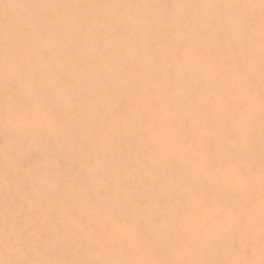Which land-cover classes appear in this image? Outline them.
Wrapping results in <instances>:
<instances>
[{
  "label": "rangeland",
  "instance_id": "1",
  "mask_svg": "<svg viewBox=\"0 0 264 264\" xmlns=\"http://www.w3.org/2000/svg\"><path fill=\"white\" fill-rule=\"evenodd\" d=\"M112 1H113V3L111 2V0L110 1H108V0H0V264H114V263L115 264H143L147 260L149 261V262H147L148 264H154V263L155 264H165V262L167 264H190V263L191 264H234L239 260H243V261L244 260L245 261L252 260L251 264H261L262 262L264 264V256H263L264 255V245H263L264 240L263 239L261 241L259 240V238L261 239V234L264 233V231H262L263 229L261 230V232L259 231L261 228L260 225L264 221V216H263L264 215V212H263L264 211V208H263L264 207V201H263L264 200V192H263L264 191V189H263L264 188V184H263L264 183V162H263L264 161V156H263L264 155V146H263L264 145L263 144L264 138L261 137V139H263L262 143H260L261 140L259 139L260 135H264V123L263 122H262V124L260 123L262 120L264 121V115H263L264 113H262L263 110H261V109L258 111V109H259L258 107H261V104H260V106L258 105V107H256V104L263 102V105L261 108L264 109V98H263L264 93L262 95V93H261L262 90L260 91L261 87H259V84H261V83H259V80H261L262 83L264 82V78H263L264 77V75H263L264 74L263 73L264 68H263V66H261V65H264V64H262V61H261L264 58V54H262V51H257V48H254V47L259 46V44L261 45V47L264 46V45H262V44H264V42H262V41H264V37L262 38L261 37L262 35L260 33V31L264 30V28H263L264 24L261 23L260 21L257 22L258 20H260V19H258V17L260 18L261 14L264 15V7H263L264 2H263V5H262V0H260L261 2H259V4L261 3L260 6L262 5L261 7H263V10L259 6V4L257 3L259 0L256 1L255 7L253 6L254 8H257V9H253L252 5L247 6V7H249L250 10L251 9L252 10L250 11L251 13L249 11H247L244 15L250 13L249 16L251 19L248 17V15H246V16L250 20L246 16L244 18V15H243L242 17L244 18V21L247 19L246 23L243 21V18H241V20L239 21L240 23L244 22L243 24L242 23L241 24H242V26L244 24H246L247 29L245 27L246 25H244V29L242 26H241L242 27L241 29L235 27V31H237L236 29H238L237 32H240V33H237V32L234 33V31L232 30L234 34L237 33L236 35L239 34L241 36V33H242L244 36L242 35L241 37L244 40L246 39V36L249 35V37H247V40H245L244 43H243L244 40L242 41L241 37L238 38V41H239V39H240V41H242L241 43L239 41V43L241 45L242 44L245 45V43L249 44L248 38L251 37L250 42L252 41V43H253L254 39H256V41L258 40L257 43L255 42L256 43L255 46H254V43L252 45L250 43V45H247L246 48L243 45H242V48L241 47L239 48L238 46H241V45L238 44V41L236 42L237 39L234 40L232 38V40H234V44H233L231 38L228 37V39H230L229 42H226L225 39L223 40V38H221V37H224V35L226 36V34L223 35V33L225 32L224 30H226V29L222 30L225 25L223 27L219 26L222 28L221 29L222 35L216 36L217 32H218V34L219 33L221 34V32H219L220 29L218 30L219 27L218 28L214 27V25L216 26L218 24L217 23L213 24V25H207L206 24V27H209V26L212 27L213 26L212 28L213 29L215 28L217 30V32H215L216 31L215 29H214V31H212V28H211V31L209 30L210 28L208 29L209 31L207 30V32L212 33V34L208 33V35L209 34L213 35V37H214L212 39L213 42H215V41H217L218 43L220 42V45H221V47H220V45L216 42L217 46L214 45V48L212 49L214 51L216 50V52H214V51H211V49H210V48H212V46H210V44L213 42L207 41V40H209L206 37L208 35L204 34L203 30L206 29V27L204 29V25H205L204 22L206 23L207 19H211V17H212L211 20L213 23L216 21L218 22V18H216V17H218L216 15L219 13V11L217 10V7L219 8V10L221 8V11H223L222 6L218 5L219 4L218 0H215L218 3V4H215V5H217L216 8L214 7V3H216L214 0H213L214 3L212 2V0H208V1H210V3H213L212 4L213 8H212V6L208 7V5L210 4L208 1L202 0V2H204V3L206 2V4L208 3V5L205 7V9L207 7L214 9L215 14L218 11L217 14L215 15V18L213 17L214 15L213 16L211 15V13L213 14V11L211 9H210L211 13L209 11L211 17L207 18L210 15L207 16V14H206L207 17L202 18L203 16H205L204 13L208 9L205 10L204 7H201V3H202V2L200 3L201 0H196V1L195 0H188V1H194L193 4H192V2H191V4H189L190 7L188 6V4H184L186 2L184 0L185 2L183 3V6H188L189 10H188V7L186 9L185 7L180 5L181 2H183V1L178 2L180 0H167V6L169 5L168 8H166V6L164 8H162V5H160V4H162V3H160V0H157V1L156 0H150V1L148 0L147 9H149L150 12L147 14L143 13L142 6H141L142 11L137 6L138 0L137 1L131 0V2L130 1L128 2V0H125L126 2L124 0H121V1L112 0ZM155 1L157 3H159L160 8H162V9H159V11L162 13L160 14L159 12H157V14H160L162 16L165 14V12H168V14L170 12V14L174 13L175 16L173 15L174 19L172 18V20H171L169 18L168 14L166 13L168 17L166 16L167 20L164 22V20L161 19L162 17L159 15V18L161 19L162 22H161V24H159L160 26H158V28H157V26L152 27L154 29L151 28V30H152L151 31L150 30L151 24L149 27L147 20L151 19V13H153L155 9L156 10L158 9V8H156V4H155L156 2ZM168 1L170 3L174 2L173 7H172V4H170ZM175 1L180 3L179 5L181 7V8L177 7L179 5L176 3L177 4L176 9H178L177 11H175L176 9L174 8V6L176 5ZM219 1H221V0H219ZM224 1H227V0H222L221 1L222 3L221 2L220 3L225 4ZM110 2L112 4H110ZM116 2H118V3H116ZM122 2H124V4L126 3L125 5L128 6V9H125L127 6L125 7V5L122 4ZM141 2L142 1L139 0V6L141 5ZM149 2H151L150 5H149ZM197 2H199V3H197ZM240 2L241 1H238V3H240ZM186 3H188V2H186ZM236 3H237V0H236ZM120 4L123 5L122 6L123 8H121V6L120 7L117 6ZM134 4H136V5H134ZM230 4H231V2H230ZM114 5H115V7H113ZM241 5H244V4L241 3ZM129 6H132V7H129ZM194 6H198V8L195 7L198 10H200V9L205 10L204 12L202 10L203 16H201L202 15L200 12L201 10L199 11L201 14L199 16L200 19L201 20L205 19V21H203L204 25L201 23L202 21L200 23H198L197 20L200 21V19H198V17L196 18L197 24L195 21H192L195 19V17L197 15H199V12H197V15H195V16H194V14H191L192 17L194 16L193 19H191L192 17H190L188 19L187 15H189V13L191 11H192V13L196 12V11L193 12ZM136 7H138V8L135 10ZM182 7L185 8V10H182ZM163 9L165 12L162 11ZM165 9H168L169 11L165 10ZM249 9H247V10H249ZM122 10H124L123 13L121 12ZM125 10L126 11L128 10V11L126 12ZM256 10H262V11H259V13H258V11H256ZM136 11H137V13H136ZM163 12H164V14H163ZM177 12L179 14H176ZM180 12L182 13V15L180 14ZM253 12L255 14H257V15L254 14V16L256 18H254ZM140 13H142V14H140ZM226 13H225V15L227 16L226 19L229 17H230V19L225 20L224 22L227 21L229 26H230L232 15L228 11H226ZM116 14H119V15L122 14V16L120 15L122 18L119 17V15L116 16ZM144 14L147 16L145 17ZM185 14H187V15H185ZM112 15H115V16H112ZM218 15L221 16V18H222L221 20L225 19L224 18L225 16L224 17L222 16V15H224L223 13L218 14ZM117 17H119V18L117 19ZM132 17L135 19H133ZM136 17H139V18L141 17V19H143V18L144 19L141 21H138L139 19H137ZM175 17H177V18L179 17L178 19L182 18V20H184L186 18L184 20V23L187 22L188 27L184 23L181 24V22L175 21V19H177ZM163 18H165V17H163ZM187 19L191 20V22L195 23L193 25V28L191 27V25L193 23H190L191 24L190 25L188 23L189 21ZM213 19L216 21H214ZM254 19H257V21ZM173 20L175 21L174 24L172 23ZM182 20H180V21H182ZM229 20H230V22H229ZM143 21H147V22H144L143 26L141 27ZM167 21L168 22L170 21V22L168 23ZM208 21L210 22V20H208ZM249 21L253 24V26L257 23L258 26H260L262 24V27L260 26V29H259V27L256 25H255L256 28L253 27L252 25L250 26V25H248L250 23ZM253 21L254 22L256 21L255 24L253 23ZM176 22L180 23L181 25H177L178 23H176ZM220 22L222 23L223 21H220ZM220 22H218L219 25L221 24ZM239 22L237 23V27L239 25ZM137 23L140 24L139 25L140 27L138 26ZM163 23H165V24H163ZM199 24H200V26H199ZM201 24L203 25V30L201 29L202 28ZM209 24H212V23L210 22ZM222 24H224V23H222ZM225 24H227V23H225ZM136 25L138 26L139 31L137 30ZM195 25H197L196 26L197 29H195V27H194ZM147 26L149 27V29L147 28ZM180 26H182V28H184V31H185V29L189 28L190 31L189 30L185 31V33L187 32V34H189V35L192 34V36H194L195 35L194 32H195L196 33L195 36H196L197 40H198L197 37H199V39H200V37H202V36L204 39L206 38L207 40L206 39L204 40L202 38V40L200 39V42L198 41L199 42L198 43L195 39H192V36H190V37L188 36L189 37V41H188V39L186 37L187 34H184V35L182 34V32H184V31ZM249 26L251 27V29L252 28L255 29L260 34L258 32H255V30H253V29H252L253 32L251 30H249L248 29ZM142 28L146 29L147 32L143 31L144 29H142ZM155 28L157 31H155ZM198 28H200V30ZM228 28L226 31L230 30V32H231V29H228ZM233 28L234 27H232V29ZM131 29H132V31H131ZM163 29H165L166 31L165 30L163 31ZM191 29L192 30L195 29L196 31L193 30V33H189V32H191ZM180 30H181V34L183 35V36L181 35L182 37H179ZM197 30H199V31H201V33L202 32L203 33L200 34L199 31H197ZM143 32L145 35L142 34ZM152 32H153V34H152L153 36L156 35L155 32H158L157 34L159 36L158 35L156 36V38L158 40H155V43H152V44L147 43L146 40H143V39H146L145 37H147V34L152 33ZM165 32H167V33H165ZM164 33L167 36L168 35L170 36V34L172 36V34L174 33L176 38L177 39L179 38V41L177 39H176L177 40L176 41L175 38H173V40H170L172 38L171 36L170 37L166 36L167 38H165ZM213 33L214 34L216 33V34L214 35ZM227 33H229V31ZM259 35H261V36H259ZM164 38L166 39V41ZM168 38H170L169 41L167 40ZM180 38H183L184 40L182 41V39H180ZM208 38H210V40H211L212 36L211 37L208 36ZM215 38H218V39L216 40ZM252 38H253V40H252ZM142 40H143V42H140ZM203 40L210 42V44H208L207 42H204ZM127 41L129 42L130 45L128 44ZM160 41L163 43H164V41L166 42V43H164L165 46H167L166 49L170 45L169 46L170 50L169 49H168L169 51L165 50L164 49L165 46H163L164 45L163 43H162L163 45L161 47L163 50L161 48H159L161 46ZM171 41H174V42L171 43ZM190 41L193 43L195 42L194 44H197V45L193 46V44ZM201 41L204 42L205 44H208L210 47H208V45H205ZM224 41L226 43L225 47H223V45L225 44ZM126 42H127V44H126ZM136 42H138L137 43L138 45H136ZM168 42H170V43L167 45ZM179 42H181V43L184 42V44L180 45ZM143 43L147 44V46L144 45ZM173 43H175V45H173ZM142 44H143V46H142ZM149 44L153 47L149 46ZM108 45L111 48L106 47ZM125 45H128V47H126ZM131 45L134 47L132 48ZM156 45H158L159 49L156 48ZM141 46L144 48H142ZM200 46H203V47L205 46L204 47L205 49H208V50L210 49L209 51L214 53L213 56H212L213 53H210V55L213 57V61L211 59L212 57L209 56L208 50H207L208 53H205V52H207V51H205L203 53V55H201V53L205 49L202 50L203 47H200ZM227 46L229 47V49H226ZM248 46H249V48H251L252 46H254V47H253V49L252 48L249 49ZM102 47L107 48L108 50L107 49L103 50ZM129 47H130V49L131 48L133 49V51H134L132 53L133 55L128 52V51L132 52L130 49L126 51V49ZM145 47H146V49L148 48L149 53H148V51H146ZM184 47H187L188 50ZM198 47H199V49L197 50ZM206 47H208V48H206ZM139 48L140 49L142 48L141 51ZM182 48H183V50L185 49L186 52L189 51V48H191V51H190L191 53L187 52L188 55L190 54L189 56L191 57V59H192L193 55H194L193 57H196V58H197V56H195V55H197V54H198V57L200 55L203 56L202 57L203 60H200V57L198 58L199 62L201 63L202 61H204L201 64L204 63V65H207V67L203 66V65H202L203 66L202 67L201 64H199L200 65L199 66L197 64V63H199L198 59H196V58L193 59V60H195V59L197 60V63H196V60L193 61V63L191 62L192 64L196 63L195 64L196 66L194 65L195 67H193L194 72H195V73L193 72L194 73L193 74L194 79H192V75L189 72H187L188 70L190 72L193 71L192 69L189 68V67H191V66H189V63H190L189 61H192V60L189 58V56L187 54H185V50H184L183 54H185V56L187 55V57L190 60L185 59L182 53H180V54H182L183 59L180 55H178V52H181L180 50H182ZM160 49H161V51H160ZM178 49H180V50H178ZM224 49H226V50H224ZM262 49H264V48H262ZM152 50L154 51V53L152 52ZM176 50L178 51L177 53L175 52ZM183 50H182V52H183ZM227 50L228 51L230 50V51L228 52ZM237 50H238V52H239V50L242 51L241 54L243 55V57H242L243 60L247 56V53L243 54V50L246 52H248V51L249 52H251V51L256 52L257 51V52L261 53L260 55H263L262 59L257 61L261 65L259 63L255 64L254 62H253V64H255V65H253V64H251V61L249 62L250 63V65H249L248 64L249 60L247 59V58H249V59L251 58L249 56H247L245 58L246 62H243V60H242L243 64L248 65V68H247V66L245 67V65H243L241 63L240 59H238L240 61H236V63H233V62H235L234 57H235V59L240 58L238 56L240 53L237 52L238 53V54L236 53L237 56H236V54H235V56L233 54ZM258 50H260V49H258ZM103 51H105V52H103ZM163 51H164V53L167 52V54H168V52H169V54H172V53L176 54L175 58L177 59V56L179 57V59L181 58L180 60L183 62L182 65L183 64L185 65L186 60H187V64L184 66V68L180 69L179 67H182V65L180 63H178L177 61L175 63L173 54L167 55V57H169V56H172V57L165 59V61H164V59L163 60L160 59V57H162L161 53ZM231 51H232L233 57H230V55H228L229 53H231ZM218 52H220V53H218ZM221 52H223V53L225 52V54H221ZM199 53H200V55H199ZM226 53L228 56L226 55ZM263 53H264V51H263ZM159 54H160V56H159ZM143 55L145 56L144 58L142 57ZM205 55H208L210 58H208V56H205ZM148 56H149V58H148ZM157 56H159L158 59H157ZM222 56L225 57L226 59H223ZM152 57H153V59H152ZM204 57H207V60L209 59V63L211 62L210 64H213V65H210L209 63H207V60H205L206 58H204ZM229 57L231 60L228 59ZM171 58H173V59H171ZM221 58H222V60L218 61ZM168 59H170V61L172 60V62L174 61V63L176 65L174 63L172 64V62L170 64H168L170 62ZM179 59H177V60H179ZM143 60H148V61L142 62ZM158 60H162L164 62H159ZM166 60H167V62H166ZM181 61H179V62H181ZM223 62H224V64H223ZM230 62L233 63V65L231 64V66H234V67H230ZM255 62H256V59H255ZM145 63L150 64V65H146ZM164 63H166V64H164ZM179 64L181 66L177 67ZM235 64H238V65H235ZM144 65L147 67H145ZM151 65H155V66H152L153 71H155L153 74H152L153 71L151 69H150L151 73L148 70V68L151 67ZM174 65H175V67H174ZM187 65L189 67H187ZM197 66H199V68H197ZM251 66H254L255 68L251 67ZM256 66L262 67V69H261L262 73H261L259 80L255 77V73L254 74L249 73V72H251V70L253 73L256 69ZM143 67H145V68H143ZM154 67L157 69L159 68V69L158 70L156 69L157 70L156 71ZM161 67H162V69H161ZM173 67H174V69H173ZM185 67L187 70L186 72L184 71ZM200 67H202V69L205 67L204 68V70H205L204 74H206V75L201 76L202 72H204V71H202V69ZM228 67H230V69ZM250 67L252 69H249ZM178 68L181 71L183 70L185 74H181L183 72H180ZM232 68H233V72L238 71V72H241L244 74L247 73V74H245L246 76L243 77V79H242L243 81H241V79L238 80V78H242V77H241V74H239L240 75L239 76L237 72H235V74H234L235 76L238 75L237 77H234V75H230L229 70L232 71ZM171 69H172V71L174 70V72H172ZM164 70L165 71L167 70L166 74L164 73ZM211 70L213 71V73L212 72H211V74L206 73V72L210 73ZM143 71L144 72L147 71L146 73L148 74V76L151 74L150 77L146 76V74ZM186 73H189L191 78L189 77V74H186ZM248 73H249V75H248ZM157 74L160 75L161 77L157 76ZM180 74L185 76L184 80H183V77L182 78L179 77ZM250 74L253 75V77ZM130 75H131V77H129ZM143 75H145L146 77H144ZM165 75H166V77H165ZM167 75H168V77H167ZM169 75L172 76L173 80H170L172 78ZM173 75L176 78L173 77ZM142 76L146 79L149 78L150 82L145 79L147 81V83L145 82L147 86H149L151 82H154L155 84L160 86L161 85L160 82L162 81V79L164 81L165 78L168 79V83H169V84H166L167 83V81H166L167 79H166L163 82L166 85H164L162 83L165 87L169 86L171 82H172L171 84H173V83L175 84V82H178V84H175L178 87L181 86L182 84L183 85L187 84V87L185 86L186 88L183 86L178 88V89H180V92H183L186 96L181 95L182 93L179 94L180 92L178 91L177 87L174 86V84L170 85V86L171 87L174 86L176 88H174V87L162 88V87H164L162 85L160 86L161 88H159V87L155 86V84L153 83L154 85H152L151 87L155 86V88H157V90H158V88L161 89V90H158V94L162 90H163V93H162L163 95H164V93H168L169 91H170V93H171V91L176 92V90L179 92V93L176 92L178 95H176L175 92H172L171 94L174 96L172 97V95H171L170 97H168L170 100L172 98H173L172 100L177 98L176 101L174 100L175 104H173L174 102L172 100L171 101L173 103L170 102L169 99L167 98V96H169V93L165 94L164 97H163V95L162 96L160 95L161 97L158 98V96H157L158 94H156L157 91H154L153 90L154 88L151 90V88H149L150 86L146 88L144 86L145 84H143V85L141 84L144 87H142L140 85L141 81L144 82V80H143L144 78ZM162 76H164V78ZM216 76L219 78H217ZM249 76L252 79H250ZM152 77L153 78L157 77V80H158V77H160L161 79H159L158 81L157 80L154 81L155 79H153ZM186 77H188L187 78L188 80L185 79ZM200 77H202V78L199 81L198 79ZM215 77H216V79L220 80L221 83L224 82V81H221L224 78V80L226 81L224 83V87L222 86L223 87L222 89H224V90H222L219 87V84H221V83H219V81H218L219 84L217 82H215V81H217L216 79L214 80ZM261 77L263 80L261 79ZM151 78L153 81L150 80ZM210 78H211V80H210ZM234 78H237L235 80V82H233ZM254 78H256L257 81H255ZM175 79H178V80L175 81ZM196 79L198 81H196ZM202 79L203 80H210V81H208V83H207V81L204 82ZM212 79H213V81H212ZM169 80H170V82H169ZM179 80L183 81V83H181V85L179 83ZM244 80H245V83L238 84V83L244 82ZM195 81H196V83H193ZM228 81L229 82L231 81L229 83L230 87H228V83H227ZM158 82L160 85L158 84ZM200 82L207 83L208 85L209 84L211 85V83L215 82L213 85H211L212 89L215 87L214 85L218 84L217 87H219V88H214V90L218 91L219 89H221V91H223V93H225L227 91V90L225 91L226 86H227L226 89H228V88L230 89L231 85L233 86V88L236 87V89L232 88L233 91L232 90L227 91V93L229 92L228 94H230V95L221 93V95H224V96H222L221 100H226V101H222L223 106H220L221 104L220 105L216 104L212 100L215 103V105L213 106V108L215 107L214 108L215 110L219 109L218 105L220 106L221 110L223 107L222 114L219 113L220 110H218V111L213 110L214 114L219 113L216 116H214L213 118L216 117L217 120L223 119L221 121L219 120V122H220L219 124H218V121L216 120V118H215V120L213 119V121H212L211 117H212V115H214L212 113V111H211L212 114L206 115L207 110H209L211 108L208 106L212 101L208 98H212L211 97L212 95H210V94H212V91L210 89L211 88L210 85H209V87H210L209 88L207 86V84H205L210 91L209 90L207 91V89L205 88L206 89L205 92H202L203 94H201L200 92L202 91V89H201L202 87L200 88V84H202V83H200ZM255 82H257L258 85H256ZM189 83L194 85V87L197 86V84H198L199 85L198 87L200 88L201 91L199 92L198 87L194 88ZM226 83H227V85H226ZM249 83L250 84L252 83V85H250ZM188 84L194 89H192ZM253 86L255 87V89L253 88ZM139 87H141L143 89L140 90L141 88L139 89ZM182 87L185 88L187 91L185 89H184L185 91H183ZM188 87H189V90L190 89L193 90V93H195L198 96L200 95L199 96L200 100L196 101L198 98L196 97L195 94H194V97H192V94H190L191 96L189 95L190 98L187 97L188 96L187 93L190 92L188 90ZM203 87H204V85H203ZM237 88H239V89L241 88L240 89L241 91L239 89L237 90ZM250 88L254 89V91H253L254 96H255L254 100L257 103L255 101L251 102L249 97L245 96L246 93L249 92V90H251ZM169 89H171V90H169ZM195 89L199 93L196 92ZM148 90H149V92L150 91L152 92V93L150 92L151 96H150ZM258 90L260 92H258ZM142 91H145V92H142ZM239 91H240V93H239ZM242 91H244V93H242ZM139 92L141 93L140 94L141 97L139 96ZM153 92L154 93L156 92L155 94H156V97L158 99L157 101L159 103L161 102V104H162V101H165L164 104H166V102L168 100L167 106H168V108H170V110H168V108H167V111L168 112L173 111V113H175V114H173V115H175L174 117H177V118L179 117L180 122H178L177 119L175 120V118L171 114L170 115H171L172 119H170L171 117L169 118L167 115V114H169L168 112L166 114H164V112L166 111L165 105H164L163 111H161V112L158 111L157 107H159V105H161V104H158V102L156 103L155 102L156 100H154V99H153L154 102L153 101L151 102V100H150V99L154 98V97H152L153 96L152 94H154ZM232 92H234L233 93L234 96L232 95ZM255 92H257V94ZM262 92H264V91H262ZM144 93L146 96L149 95L148 96V98H150L149 102L147 100V97H142V96H144ZM205 93H206V95H205L206 97L204 96ZM208 93H209L210 97H209ZM155 94H154V96H155ZM136 95H138L139 97H137ZM180 95H181V99H183V100H184V98L186 99V100H184V102H183V100H180V98H178V97H180ZM201 95L203 97H205L204 99L207 98L208 100L207 99L206 100L208 102H209V100L211 102H209V104L207 102H206L207 104L206 103L204 104V102H203L204 100L201 101V99H203L201 97ZM183 96H184V98H183ZM226 98H228L229 101ZM257 98L259 100H257ZM142 99L144 100L143 103L141 101H139ZM190 99L193 100L194 102L196 101L197 103L195 102V104H194V102L190 101ZM213 99H214V97H213ZM137 100L139 102H141V104H143V105L145 102H147V104L145 103L146 106L145 105L143 106L144 110L141 109L142 105L139 102L137 104ZM179 100L181 101V105L183 104L182 105L183 108H181L182 107L181 105L177 104V102ZM185 101L188 103H185ZM248 101H250L249 102L250 105H251V103L255 104L253 106L251 105V108H254V109L257 108L255 110L257 113V116L252 113L255 111H253V110L251 111V109L248 107V104H247ZM150 102L152 103V104H150L151 106H149ZM213 102L211 103L212 105L214 104ZM216 102L220 103V101H216ZM223 102H224L225 106L227 104H229L228 107H230V109H228V107H225L226 108L225 109ZM228 102H230V103H228ZM153 103L154 104L156 103L158 106L156 104H155L156 105L155 106ZM199 103H201V105H198ZM171 104L173 106L177 105L179 108H181V110H179V108L177 106H175V108H173V106ZM202 104L205 105L206 109L204 108V106ZM240 104L242 105L243 109H240V108L236 109V107H238ZM246 104H247V107L244 108V106H246ZM139 105H141V106H139ZM153 105L155 107L154 111L157 110V112H158V113L155 112L158 114V116L156 115L157 116L156 118H158L156 121L151 120L152 119L151 117H153V119H156V118H154L155 114L154 115L152 114L153 111H150V110H153L150 108V107L153 108ZM193 105L197 106V107L202 106L204 111L202 109H200L201 110V112H200V110L197 108L195 110H192V111L193 112H199L201 114L206 111L203 114L208 116L209 120H208V118H206V116L203 117L204 118L203 120H201L202 118L199 119V116L201 114H199V116L197 114V116L193 115V116H190L189 118H187L189 116L188 114L190 113V109H192V108L194 109ZM147 106H149V107H147ZM171 106H172V108H171ZM145 107H147V108H145ZM176 107L178 109H176ZM188 107H190L189 113L187 111ZM239 107H241V106H239ZM162 108H163V106L159 107L160 110H162ZM198 108H200V107H198ZM247 108L249 109L250 112L247 111ZM145 109L147 111H150L151 113L150 112L149 113L153 116H151V115H150L151 117L147 116V113H146L147 111H145ZM184 109H185V113L186 114L188 113L187 114L188 116L185 113H183ZM227 109H228V113H226ZM238 110H240V111H238ZM192 111H191V113L194 114ZM209 113H210V111H209ZM160 114H163V116L166 115L164 117H167L169 119V121H168V119H166V121H168V122H166L164 120L165 118L162 116L160 118V116H159ZM203 114H202V116H203ZM220 114L224 115V118L222 116H220ZM226 114H229V116L227 117ZM235 114H237V115H235ZM250 114H253L254 116L250 115ZM258 114L261 116L259 117ZM183 115H186L184 117H186L187 119H191L190 121H192L193 118H198L199 121L195 120L194 122L193 121L190 122L189 120H187L185 118L183 119ZM239 115H240V117H242V115L243 116L245 115V117H247V118L250 117L252 120H254L253 122H255L256 124L255 123L253 124V122L252 123L249 122V120L250 121H252V120L248 118L247 122H249V124L251 123L249 125L246 122L247 118L244 119V117H242L245 121L243 122L244 124H242V122H241V124H240L241 126L239 127L237 125V123H235L236 121H240V119L238 120ZM147 117L150 118V122H152V125H150L151 124L150 122H149L150 124L148 123ZM159 118H160V120H159ZM162 118H164V119H162ZM225 118H226V120H225ZM182 119H183L184 123H182V121H181ZM206 119L208 120L209 123L206 122ZM231 119H233V120L231 121ZM163 120L166 122L165 125L170 127V129L172 127L171 126L172 122L174 124H176L177 126L172 124L175 127H172L171 131H169L170 129L168 130V128H167L166 129L167 132H164L165 131L164 128H166L165 125L161 127V125L163 123H165V122H163ZM227 120L229 123L227 122ZM158 121H159V123L161 121L163 122V123L161 122L162 124L160 123L159 125H157L155 127V128L161 127V129L163 128L162 129L163 131L162 130L161 131H162V134L164 132V136H161L162 135L161 134L160 135L161 137H159V135L158 136L156 135V134L161 133L160 129H157L159 132L155 131L156 129H153L154 125L158 124L157 123ZM187 121H188V124H187ZM196 121L200 122V123H195ZM201 121H203V122L205 121L204 124H206V125H204V127H209V130L207 128L205 129V131L201 129L200 134H198V136H199V138H198L197 134H195L194 132H196L198 130L197 127L202 123ZM214 121H216V122H214ZM153 122H155L156 124ZM222 122L226 123L227 125L226 124L224 125V123H222ZM245 122L247 123V125ZM147 123L149 124V126L146 125ZM194 123L197 124L198 126L195 127ZM210 123H211V125H210ZM181 124H182V126H181ZM235 124H236V126H238L237 128H240V129L242 128L241 131L243 130L242 131L243 133H244V128H245L246 132L243 134L239 129H237L239 133L237 132V133L233 134V131L235 130ZM179 125L181 127H179ZM201 125H203V124H201ZM146 126H148V129H150L152 127L151 128V129H153L152 132L153 131L154 132L151 133V130H150V132H149V130H146L147 129ZM211 126L215 127V128H213V130L215 132H212V133L213 134L216 133V136L213 134H212V137H211V134L207 135L206 132L213 131L212 128H210ZM253 126H255V127H253ZM192 127L193 128L195 127L197 130L194 131L195 128L193 130ZM201 127H203V126H200V128ZM223 127H224V129L221 130V128H223ZM219 129L222 131V133H224L227 130L225 133V134H227V136L225 134H222L221 132H219ZM231 129H232V131H231ZM176 130H179V131L176 132ZM223 130H225V131H223ZM202 131H204L203 133H205V135L202 133ZM253 131H256V133H259L258 134L259 137L257 139H256L257 135H255V133ZM155 132H156V134H154ZM191 132L194 133L196 137ZM228 132H230L232 134H229ZM234 132H236V131H234ZM149 133H151V137H150L151 139L149 138V135H148ZM166 133L171 134V135L167 136ZM196 133H199V131ZM220 133H221V135H220ZM237 134H240V135L237 136ZM250 134H252V135H250ZM154 135L156 136L157 139L159 137L158 141H163V139H164L163 137H165V135H166L167 139H164V141L171 139L172 141L169 140V142H173V143L170 144L168 141H166V143L163 144V142H164L163 141L161 144H159V142H157L155 140L156 138L155 137L153 138ZM177 135H180V136L177 137ZM192 135L194 136V138H193L194 140L192 139V137H193ZM218 135L222 139H220ZM234 135H236V136H234ZM253 135H255V136L252 137ZM173 136H174V138H173ZM205 136L209 137V139H211L212 142H213V139H212L213 136L215 137L214 139L216 142H217V140H219L218 142H220L222 144V145L220 144L221 149H222V147L225 148V146H226L225 144L228 141L227 144L230 145L229 146L230 149L229 150L228 149L220 150V145L218 143V145H219L218 150L219 151L216 150L217 149L216 146H218L217 143L213 142L215 145V146H213V144L210 143L211 141L209 139H207ZM241 136H243L242 139L245 137L244 142H246L247 140L248 141L253 140V141H251L252 143L250 142L251 147L250 146L246 147L248 141H247V143L244 144L242 142L243 140L242 141L240 140ZM201 137L203 139H201ZM223 137H224V139H223ZM227 137L229 138V140H227L228 139ZM147 138H149V139H147ZM161 138H163V139H161ZM195 138H196V140L198 138L200 140V142L202 141L201 143H202V145H204V147L207 144V142L210 141L209 143L212 144V146L216 148L214 150L216 152L210 151V150H212V148H209V147H212V146L208 143L207 146L210 145L209 147L206 146L207 149L209 148L208 150L204 149V148L201 149L203 146H201V144H199L200 145V152L199 153L203 156V158L206 157V158H204V159H206V162L212 161V162H209L208 165H207V163L205 165V163L203 162V158L199 157L201 155L197 156L201 159L200 161L199 160L197 161V159H195V158H197L196 156H195V158L191 157V156H194L199 151L198 150L199 148L196 149L197 147H199V145L197 144V143H199V140L197 142H194V141H196ZM217 138H219V139H217ZM246 138H248V139H246ZM152 139L157 142L156 144H158L155 146L160 145L158 147V149H156V150H158V152L153 148V147H155L154 146L155 142H153V143L151 142L153 145L150 144V141H153ZM173 139H175V140H173ZM189 139L193 140V142L192 141L189 142ZM236 139H238V140H236ZM147 140H150V141L147 142ZM239 140L244 144V146H242L243 144L239 145V144H241ZM223 141H226V143H224ZM229 141H231V144ZM237 141H239V144ZM232 143H233V145H232ZM162 144H163V147L161 146ZM175 144H177V146H172ZM223 144L225 146H223ZM235 144H236V146L237 145L238 146L236 147ZM151 145L153 147H151ZM164 145L167 146L168 149L169 148H171V149L169 151H168L167 147H165V149H164ZM252 145H254V147ZM170 146H172V147H170ZM227 146H226V148H227ZM239 146L243 147L244 149L239 147ZM191 147H193L192 148L193 150H191ZM151 148H153L157 153ZM248 148L250 149V151H248V152L245 151ZM149 149H151L152 153H153V155L151 154L152 157L150 156L152 158L151 160L148 157L149 153L151 152V151H149ZM233 149H234V151H233ZM241 149L244 150L245 154L243 153V155H242ZM159 150L160 151L162 150V152H160ZM196 150H198V151L196 152ZM201 150L202 151L204 150L205 154H204V152H201ZM257 150H259V151L257 152ZM189 151H192L193 154ZM209 151L211 154L209 153ZM237 152H238V154H236ZM257 153L262 154L261 156L258 154V156L260 158L256 155ZM208 154H209V157H208ZM235 154H236V156H235ZM210 155H211V157H210ZM229 155L231 157L233 156L234 161H233V159H231V157ZM148 158L151 161V163H149L147 161ZM156 158H157V160L154 161V159H156ZM178 158H181V160L180 159L178 160ZM261 158H263V161ZM208 159H210V160L207 161ZM216 159H218V161H219V159H221V161L217 162ZM240 159L241 160L243 159L242 161H244V162L246 161L245 163H247V164L242 162L243 163L242 165L245 164L244 165L245 167H243L242 165L240 167V164H241V163L239 164V162L241 161ZM152 160L154 162H152ZM201 161H202V163H201ZM213 161L217 162V163H214V165H216V166L218 165V168L216 166L211 167L210 163H213ZM225 161L227 163H225ZM155 162H156V164H155L156 167L152 166V165H154L152 163H155ZM180 162H181V164H183V167L180 165ZM261 162H263V163H261ZM185 163H187V164H185ZM190 163L192 166L189 165ZM209 164H210V167H209ZM228 165H229V167H231V168H229V170H228ZM236 165L238 167H236ZM188 166H189V169H187ZM261 166H262V168H260ZM153 167H155V168H153ZM190 168L192 169L191 170L192 172L189 171ZM215 168H217V169H215ZM223 168H224V170H223ZM227 170L229 172L232 171V173L230 174L229 172H227ZM234 170H235V172H234ZM254 170H256V171H254ZM259 170H260V172H258ZM216 171L218 172V176H217V174H215V173H217ZM219 171H221V172L225 171L227 174L225 172H223L224 174L223 173L221 174V172L219 173ZM261 171H263V173ZM137 172H139V173H137ZM169 172H171V173H169ZM203 172H205V173H203ZM210 172L212 173L211 176L209 175ZM213 172H214V174H213ZM234 173H235L234 176H236V174H237V177L234 178V180L237 182V184H235L236 182L234 180H232ZM136 174H138V175H136ZM172 174H174V175H172ZM254 174L256 175L255 176L256 178H254ZM187 175H191V177L190 176L188 177ZM149 176L150 177L152 176L151 179L153 178L152 179L153 181L150 179ZM205 176H207L208 179L205 180V178H204ZM212 176H213V178L215 176L216 177L214 179L212 178V181H211V179H209V178ZM226 176H228V180H227ZM194 177H195V182L193 181ZM229 177H230V179H229ZM262 177H263V179H262ZM188 178H190L192 180L189 181ZM237 178H241V179H238V181L240 183L237 181ZM258 178H259V180H258ZM222 179L223 180L226 179V180L220 181ZM149 180H150V182H147ZM207 180H209V183ZM230 180L234 181V182L232 183ZM163 181H165V182H163ZM206 181H207L208 185L205 184ZM152 182H154V185ZM226 182H227V184H225ZM258 182H260V183H258ZM158 183H160V184L158 185ZM164 183H166V185ZM192 183H194V184H192ZM114 184H116V185H114ZM151 184H152V186H151ZM255 184H257V185H255ZM115 186H117L118 188L117 187L115 188ZM154 186H155V188H154ZM211 186H212V188H210ZM225 188H229L230 190L225 189ZM116 189H117V191H116ZM215 189H216V191H218L220 193L219 194L216 192L218 194V197L224 198V199L220 198V201L224 202L225 199L226 200L230 199L229 202L226 200H225L226 202H224V203L219 202L221 205L223 203V205H222L223 208L227 204L224 209L222 208V211L224 210L223 213H220L221 210L218 211L220 213V215L222 214L220 216L221 219L222 218L226 219V216L228 215L227 213H231V212H229L230 210L231 211L234 210L232 212L233 214L238 213L237 209L235 210L233 208L234 207L235 208L240 207L243 210L246 208V212L247 213L249 212L248 214L246 213V215H245V216H247L245 221L247 223L249 221V223H251V224L256 223L254 225L252 224V226H251V224H248V227L243 229V231H242V233L247 238V240H246L247 242L245 243L246 246L244 244V245H242L243 247L240 246V248H239L238 244L235 243V241H234L235 238H233L232 235L228 234V236L226 238L228 240H230V242L233 244V246L231 243H227L228 241L226 240V242L223 241V243H222L223 246L225 244V247H223V248L225 249L226 252L225 251L223 253L217 252V251L214 252V251H212V248L210 247V243L207 240V238L205 239L202 236L203 231L197 230V227H198V229H202V227L204 229L206 226L211 224V223L209 224L208 222H212V223L217 222L216 224H221V222L224 220V219H222V220L219 219L220 220V222H219V220H218L219 217H215L216 213L217 214H219V213L215 212V211H214L215 213H213V215H212V219H214V220L202 219L203 218L202 216L204 213L202 211H205V209L203 210L202 207L207 208L208 205L209 204L211 205V203L214 201L211 197L214 194H216L213 192ZM243 189L244 190L246 189L245 192ZM260 189H262V190H260ZM170 191L173 192L172 197H171V193H168ZM208 191L211 194L213 193V195L209 196ZM252 191L254 193H252ZM150 192L153 193L154 195L151 194ZM166 192H167V194H166ZM188 192L194 193V194L197 193L195 195L196 198L197 197L199 198V196H197L198 193H199V195L200 194L202 195V196L200 195L202 197V198H200V200L202 202H198L197 201L198 199H196L195 202H197L196 203L197 205L195 204V208L193 207L195 202L194 201H193L194 203L192 202V198L189 200V196L191 195L190 197H192L194 195L189 194ZM159 193L162 194L161 195L162 197H159ZM155 194H157V197ZM164 194L167 195V197L165 196L167 199L165 197H163ZM169 194H170L169 197H171L170 199H168ZM187 194L189 195L188 197H187ZM173 195H174V197H173ZM249 195H250V197H249ZM254 195H256V196H254ZM195 196L193 198H195ZM232 196L234 198H232ZM252 196L256 197V198H253ZM154 197L156 198V200ZM186 197L189 201H185V200H187ZM213 197H214V199H216L217 195H216V197H215V195ZM243 197H244V200L246 201V199H247L248 202L247 201L245 202L244 200H242ZM252 198L254 199V201ZM116 199H118V200L115 201L116 202V204H115L113 200H116ZM149 199L150 200L153 199V200L150 201ZM172 199H174L175 201H173ZM238 199H239V201H238ZM248 199H250V200H248ZM256 199H258V201ZM170 200L175 202V203L177 201H179V202H177L178 204L173 203L174 204V206H173L171 203H169ZM182 200H184V202H186V203L188 202L187 203L188 206L191 207V205H192L193 209H189L187 207L186 203L182 204V203H184V202H182ZM251 200H252V202H251ZM147 201L152 202L153 205L151 203L149 205V203ZM153 201L154 202L157 201V202L154 204ZM180 201H181V203H180ZM249 201L252 205L248 204ZM109 202H111L110 205L108 204ZM128 202L132 203V205H130V207L128 206ZM230 202H234V203L231 204ZM235 202H237V204ZM238 202H239V204H238ZM117 203H120L123 206L122 207L123 210L126 208L124 212L122 210V214H121V212L118 211V207L120 205L118 206ZM131 203H129V204H131ZM198 203H201V205L199 206ZM255 203L257 204V206ZM111 204L116 206L115 207L116 210L113 208L114 206H111ZM167 204H169V207L167 206ZM181 204L185 205V206L183 207ZM246 204H247V206L245 207ZM258 204H260L259 207H258ZM108 205H109V207H108ZM177 205H179V206H177ZM231 205H233V206H231ZM248 205H249V207H248ZM253 205H255V207ZM166 206H167V208H166ZM196 206H199L200 209H199V207L196 208ZM141 207H143L144 209L143 208L141 209ZM174 207L175 208L179 207L181 209L176 208L178 210L177 211ZM109 208H111V209H109ZM122 208L120 207L119 210H121ZM169 208H171L170 211L173 214L176 213L173 216V218H174L173 220H172V217L169 216L172 214L169 211ZM182 208H184V209H182ZM240 208H238V209H240ZM187 209L191 210V212L195 209L192 213V216L196 215L197 213H198V215L193 216L194 219L191 218L192 216L190 217V215H191L190 211H188ZM225 209H227L226 212H225ZM148 210L150 212H148ZM156 210H157L158 214L155 212ZM181 210H183L182 211L183 214L178 215L177 213H180ZM184 210L186 212L188 211L189 213H186V212L184 213ZM251 210L254 211L255 214L253 212L251 215V213H250V212H252ZM255 210H258L257 211L258 215L260 214V215H262V217L260 215L259 216L256 215L257 212ZM260 210H261V213H260ZM88 211H92L93 215L91 212L88 213L90 216H88V214L86 215V212H88ZM112 211H114V213ZM159 211H160V213H159ZM166 211H168V213H167L168 215H166ZM200 211L202 214L199 213ZM117 212H119L120 214L118 213L119 214L118 215ZM134 212L135 213L139 212L138 215L141 219L137 216V213L135 214ZM161 212H163L164 216L162 215ZM133 213L135 215L134 216L135 219H133V216H132ZM140 213L143 215V217L141 216ZM152 213H155V215ZM101 214H104V215L101 216ZM115 214H117V215L115 216ZM225 214H226V216H225ZM244 214L245 213H243V215ZM105 215L108 217H104ZM145 215L148 217L150 215H152V216L154 215V216L153 217L150 216L149 218H145L146 217ZM236 215H238V214H236ZM96 216H98V217L100 216V217L98 218ZM162 216L164 217L165 220L161 218ZM167 216H169L168 218H171V220H169L167 218ZM175 216L177 217L176 219H175ZM179 216H180V219L182 218V220L178 219ZM186 216H187V218H186ZM255 216H256V218L257 217L258 218L256 219ZM87 217L89 219L91 218V220L87 219ZM114 217L115 218L117 217V218L115 219ZM118 217H119V219H121V217H123L126 220L123 218H122V220H119ZM189 217L191 218L190 220H189ZM64 218H65V220H64ZM66 218H68V219H66ZM100 218H101V220H100ZM105 218H106V220H105ZM109 218L113 219V220H110ZM136 218H137V220H136ZM153 218L156 219L154 222H153V220H154ZM249 218H251V220ZM93 219L95 220L94 222H93ZM98 219L100 221H98L96 223V221ZM262 219H263V221L259 222ZM161 220L164 221V223L168 221L167 224L169 227H171V225L174 226V223L175 224L177 223V225L179 223V225L178 226L175 225V227H174L175 229L172 227L169 229V227L167 228V225H166L165 228H167V229L164 231L163 229H165V228L161 229L159 227L160 224L159 223H158L159 225L157 224V221L160 223H163ZM195 220H196V222H194ZM101 221H103V222L101 223ZM147 221H149V222H147ZM169 221H171V222H169ZM226 221L224 220L223 222L225 223ZM241 221H244V220H241ZM104 222H106V223H104ZM113 222L115 224L117 223V226H113L114 225ZM152 222H153V225L155 227L153 225H151ZM182 222H184L185 224L187 223V226H189L188 230H187V228L185 230V224H182ZM100 223L102 226L105 224V226L102 227L100 225ZM123 223H124V225H123ZM148 223L150 226L148 225ZM224 223H222V224H224ZM106 224H108V225H106ZM118 224L119 225L121 224V226L118 227ZM180 224H181V227H179ZM263 224H264V222H263ZM263 224H262V228L264 227ZM75 225H76V227H75ZM98 225H100V226H98ZM144 225L146 227H143ZM255 225H257V226H255ZM109 226H111V227H109ZM122 226H125V228H126V230H124V232H123ZM133 226H135L136 229L138 228V230L134 229ZM160 226H162V225H160ZM258 226H260V228ZM113 227H115V229ZM147 227H149V228H147ZM151 227H153V229ZM79 228L82 231H80ZM100 228H102V229L100 230ZM117 228L122 230V231H119L121 234V235L120 234L119 235L121 237L119 235H117L118 234ZM146 228H147V231L145 230ZM154 228H156V229H154ZM159 228L161 230H163V232H164L163 234ZM181 228H182V230H181ZM256 228H257V231H256ZM129 229L131 231H129ZM189 229H191L190 232H187V231H189ZM250 229H251V231H250L251 233L249 232ZM254 229H255V231H253ZM152 230H154V231H152ZM157 230H158V232H157ZM113 231L117 232V234L116 233L114 234ZM155 231H156V235L154 233V237H156V236L160 237V234H161V237H163V238H161V242H163L162 239L165 240L163 242L164 244L160 242L161 246L157 242V241H160V238L157 237L156 239H159V240H156L155 238L152 237L153 232H155ZM173 231H175V233ZM197 231H199V232H197ZM185 232H187V233H185ZM122 233H124V234H122ZM145 233H149V236H151V237H148V234L146 235ZM157 233H159V234H157ZM249 233H250V235H249ZM125 234H127V235H125ZM200 234L202 237L199 236ZM258 234H260V237L255 238V237H258ZM70 235H72V236H70ZM187 235H189L190 237L192 236L191 239ZM118 236L120 239L118 238ZM128 236H129V238H128ZM253 236H255V237H253ZM263 236L264 235H262V238H263ZM126 237L128 238L127 240H126ZM121 238H125V239H123V241H122ZM249 238H251V239H249ZM191 240H193V241L191 242ZM205 240L207 243L205 242ZM197 241H198V243L196 244ZM250 241H251V243H250ZM123 242H125V243H123ZM130 242H134L133 244H135V245L132 246L131 245L132 243H130ZM155 242H157V244L161 247V251L159 249L160 247L156 248ZM221 242L222 241H220L219 244ZM189 243H191V244L193 243V244L191 245ZM252 243H253V245H252ZM199 244H202V245L199 246ZM216 244L218 245V242H216ZM158 245H157V247H158ZM165 245H166V247H165ZM197 245H198V247H197ZM250 245H252L253 247H251ZM261 245H263V246H261ZM131 246L132 247L136 246V248L138 246V250L141 248L140 253L135 251L136 248L130 249V248H132ZM208 246L210 247V250H208V248H209ZM220 246L222 248L221 244H220ZM249 246H250V248H249ZM258 246H260V247H258ZM164 247L167 249H165ZM255 247H258V248L256 249ZM184 248L186 250H188L189 252L186 251ZM153 251L155 252V254H157V256L155 254H153L154 256H150V257L151 258L153 257L155 259V261H153L154 260L153 258H152L153 259L152 260L148 256V255H152ZM260 251H263V252L260 253ZM136 252H137L138 257L135 254ZM200 252H201V254H200ZM258 252H259V254H258ZM203 253H205L207 255V257ZM217 253H219V254H217ZM254 253H256L257 255ZM122 254H124V256ZM134 254H135V256H133ZM198 255H200V256H198ZM208 256H210V257L212 256V257L210 258ZM155 257H157V258H155ZM204 257H206V258H204ZM149 259L152 261H150ZM161 262H163V263H161ZM248 264H250V263H248Z\"/></svg>",
  "mask_w": 264,
  "mask_h": 264
},
{
  "label": "bare ground",
  "instance_id": "2",
  "mask_svg": "<svg viewBox=\"0 0 264 264\" xmlns=\"http://www.w3.org/2000/svg\"><path fill=\"white\" fill-rule=\"evenodd\" d=\"M108 1H110V0H108ZM118 1H121V0H118ZM124 1H125V0H124ZM129 1L131 2V0H128V2H129ZM136 1H137V0H136ZM141 1H142V2H141V5H140V6H139V0L137 1V4H138L137 6L140 8V10L143 8V13H145V14L149 13L150 11H149V9H147L148 0H141ZM149 1H150V0H149ZM156 1H157V0H156ZM156 1H155V2H156ZM162 1H163V2H162ZM181 1H183V2H181ZM185 1L188 2V3H186ZM185 1H184V0H180V1H178V2H181V4L178 3L177 1H175V4L177 3L178 5L180 4L181 6H183V3L185 2L184 4H188V6H189V4H191V2H192V4L194 3V1H188V0H185ZM195 1H196V0H195ZM203 1H204V0H203ZM206 1H208V0H206ZM214 1H215V0H214ZM214 1L212 0L213 3H214ZM221 1H222V0H221ZM221 1L218 0V3H219V4L217 3V1H215L216 3H214V7H215V8L217 7V5H215V4H218L219 6H222V8H223L222 10H223L224 12L221 11V8H220V10H219L218 7H217V10L219 11L218 14H222V13L224 14V15H222L223 17L225 16V17H224L225 19L223 18L224 20H221V19H222L221 16H219V15L217 14L218 11L216 12V14H217V15H216V14L214 13V9L208 8V7H210V6H212V8H213V5H212L213 3H210V1H208V2L210 3L209 5H208V3L206 4V2H205V3L202 2V0L200 1V3L202 2V3H201V7H204V9H205V7L208 5V7L205 9V10L208 9L207 11H205V10L202 9L203 12L205 11V13H204L205 16H203V12H202L201 9H200L201 11L197 9L198 6H194V7H193V8H194V9H193V12L196 11V12H195L196 14H195V13H192V11H191V12L189 11V12H190L189 15H187V14H185V15H187V16H188V19H189L190 17H192L191 14H194V16H195V15H197V12L200 11L202 15H201L200 12H199V15H197V16L195 17V19L192 20V21H195V22H196V18L198 17V19H200V17H199L200 15L203 16L202 18H205V17L209 16L210 13H211V11H210V9H211V10L213 11V14L211 13V15H212V16L214 15V16H213L214 18H215V15L218 16V17H216V18H218V22L223 21L222 23H224V24H222V23L220 22L222 25H221V24L219 25V23H218L216 20H214V19H213V20L216 21V22L213 23L212 20H211V19H212L211 15H210L209 17H207V18H210V17H211V19H207V18H206V19H207V21L210 20V22H211L212 24H209L210 22L208 21V22H209V23H208V22L206 21V23L204 22V24H205V25H204V24H203V21H205V19H204V20H203V19H202V20L200 19V21L197 20L198 23H200V22L202 21L201 23L204 25V29H205V27H206V24H207V25H213V24H216V23H217L218 25H216V26L214 25L215 28H218L219 26L223 27V26L225 25V26H224L225 28L223 27V29H222L221 27L218 28V30L220 29L219 32H221V34H220V33L218 34L217 30L214 28V29L216 30L215 32H217V34L215 33L216 36H218V35H222V30H224V29L227 30V28L229 27L228 29H231V32H230V30H228L229 33H227L228 31L224 30L225 32L223 33V35L226 34V36H227V35H228V36L226 37V36L224 35V37H221V38H223V40L225 39L226 42H229V41H230V39H228V37H229V38H231V40H232V38H233L234 40L237 39V40H236V42H237V41H238V38L241 37L243 34L241 33V36H240L239 34H238L239 36L236 35L237 33H240V32H237L238 29H236L237 31H235V27H236V28H239V29H241V28L243 27V29H244V25H246V24H244L243 26H242V24H243L244 22L246 23V20H247V19H246V20L244 21V18H245L246 15H248V17L250 18L249 15H250V13H251L250 11L252 10V9L250 10L249 7H247V6H248V5H249V6L252 5V8H253V9H257V8H254V7H255V5H256V1H258V0H237V3H236V0H227V1H224L225 4H224V3L221 4V3H222ZM238 1H241V2L238 3ZM111 2L113 3L112 0H111ZM111 2H110V4H112ZM125 2H126V1H125ZM155 2H154V3H155ZM168 2H169V1H168ZM220 2H221V3H220ZM230 2H231V4H230ZM259 2H261V1L259 0L257 3L259 4ZM263 2H264V0H262V5H263ZM116 3H118V2H116ZM150 3H151V2H149V5H150ZM160 3H162V4H160V5H162V8H164L165 6H166V8H168V6H169V5L167 6V0H160ZM169 3H170V2H169ZM173 3H174V2H173ZM173 3H170V4H172V7H173ZM197 3H199V2H197ZM241 3L244 4V5H241ZM122 4L125 5L126 3L124 4V2H122ZM132 4H133V3H132ZM132 4H131V5H132ZM155 4H156V8H158V9H157V10L155 9L156 11L154 10V12L152 11L153 13H151V19L148 18L149 20H147V21H148V25H149V27H150V24H151L150 30H151L152 27H156V26H157V28H158V26H160L159 24H161V22H162L161 19H163L164 22H165V21L167 20L166 18H167L168 16H169V18H170L171 20H172V18L174 19V16H175L174 13H173V14H170V12H169V14L172 16V17H171V16L168 14V12H165V11H164V9H163L162 11H164L165 14H164V12H163L164 15L161 16L160 14H161L162 12H160L159 9H162V8H160L159 3L156 2ZM175 4H174V5H175ZM177 4L174 6V8H175V9H176L177 7L181 8L180 5L177 6ZM232 4H233V5H232ZM260 4H261V3H260ZM260 4H259V6H260ZM123 5L120 4V5H117V6H118V7L121 6V8H123V7H122ZM134 5H136V4H134ZM152 5H153V4H152ZM157 5H158V6H157ZM194 5H195V4H194ZM240 5H241V6H240ZM262 5H261V6H262ZM126 6H127V5H125V7H126ZM141 6H142V8H141ZM176 6H177V7H176ZM188 6H183V7H185V8L187 9ZM253 6H254V7H253ZM261 6H260V7H261ZM108 7H109V6H108ZM113 7H115V5H114ZM129 7H132V6H129ZM138 7H136L135 10H136ZM153 7H154V6H153ZM183 7H182V10H185V8H183ZM189 7H190V6H189ZM189 7H188V10H189ZM191 7H192V6H191ZM195 7H197V8H195ZM263 7H264V6H263ZM263 7H261L262 10H263ZM149 8H150V7H149ZM199 8H200V7H199ZM261 8H260V9H261ZM114 9H115V8H114ZM125 9H128V6H127ZM169 9H170V8H169ZM175 9H174V10H175ZM196 9H197V10H196ZM247 9H249V10H247ZM110 10H111V9H110ZM112 10H113V9H112ZM140 10H139V11H140ZM165 10H168V9H165ZM170 10H171V9H170ZM177 10H178V9H176L175 11H177ZM180 10H181V9H180ZM262 10H256V11H258V13H259V11H262ZM118 11H119V10H118ZM123 11H124V10H122L121 12L123 13ZM125 11H126V10H125ZM127 11H128V10H127ZM127 11H126V12H127ZM139 11H138V12H139ZM141 11H142V10H141ZM168 11H169V10H168ZM175 11H174V12H175ZM209 11H210V13H209ZM226 11H228V12L231 13V15H232V16H231V24H230V26H229V24H228L227 21L224 22L225 20L230 19L229 16H228L229 18L226 19V17H227V16L225 15ZM247 11H249L250 13L248 12L249 14L244 15ZM256 11H255V12H256ZM110 12H111V11H110ZM157 12H159L160 14H157ZM221 12H222V13H221ZM112 13H113V12H112ZM136 13H137V11H136ZM166 13L168 14V16H167ZM256 13H257V12H256ZM140 14H142V13H140ZM145 14H144V16L146 17L147 15H145ZM176 14H179V13L177 12ZM180 14L182 15L181 12H180ZM206 14H207V16H206ZM226 14H227V13H226ZM254 14H255V13L253 12V16H254ZM117 15H119V14H116V16H117ZM120 15L122 16V14H120ZM120 15H119V17H121ZM129 15H130V14H129ZM129 15H128V16H129ZM138 15H139V14H138ZM159 15L162 17L161 19L159 18ZM173 15H174V16H173ZM190 15H191V16H190ZM227 15H228V14H227ZM243 15H244V18L242 17ZM255 15H257V14H255ZM258 15H259V14H258ZM112 16H115V15H112ZM142 16H143V15H142ZM142 16H141V17H142ZM144 16H143V17H144ZM166 16H167V17H166ZM179 16H180V15H179ZM194 16H193L191 19H193ZM259 16H260V15H259ZM119 17H117V19H118ZM129 17H130V16H129ZM141 17H140V18H139V17H136V18L139 19L138 21H141V20L144 19V18L141 19ZM148 17H149V16H148ZM163 17H165V18H163ZM185 17H186V16H185ZM246 17H247V16H246ZM248 17H247V18H248ZM121 18H122V17H121ZM130 18H131V17H130ZM132 18H133V17H132ZM175 18H177V17H175ZM178 18H179V17H178ZM178 18L175 19V21L181 22V24L184 23V20L186 19V18H185L184 20H182V18H180V19H178ZM241 18H243V21H244V22H241L242 24L239 22V21L241 20ZM249 18H248V19H249ZM254 18H256V17L254 16ZM133 19H135V18H133ZM188 19H187V20H188ZM219 19H220V20H219ZM250 19H251V18H250ZM250 19H249V20H250ZM258 19H260V20H258V21H257V19H254V20H256L257 22L260 21L261 23L264 24V15H263V14H261L260 18L258 17ZM131 20H132V19H131ZM180 20H182V21H180ZM187 20H186V21H187ZM133 21H134V20H133ZM147 21H143L141 27L143 26L144 22H147ZM175 21L173 20L172 23L174 24ZM188 21H189V22H188L189 24H190V23H193V22H191V20H188ZM256 21H255V22H256ZM126 22H127V21H126ZM131 22H132V21H131ZM167 22H168V21H167ZM169 22H170V21H169ZM169 22H168V23H169ZM178 22H176V23H178ZM229 22H230V20H229ZM238 22H239V25H238V27H237V23H238ZM247 22H248V21H247ZM249 22H250V21H249ZM255 22L253 21L254 24H255ZM129 23H130V22H129ZM225 23H227V24H225ZM130 24H131V23H130ZM137 24H138V26L140 25L139 23H137ZM163 24H165V23H163ZM181 24L178 23L177 25H181ZM184 24H186V26H187V22H185ZM184 24H183V25H184ZM194 24H195V23H193L192 25L190 24L192 28H193V25H194ZM196 24H197V22H196ZM202 24H201V27H202L201 29L203 30V25H202ZM235 24H236V25H235ZM247 24H248V23H247ZM177 25H176V26H177ZM248 25H250V26L252 25V26H253V24H252L251 22H250ZM255 25L258 26L257 23H256ZM255 25H254L253 27H255ZM138 26L136 25L137 30L139 29ZM162 26H163V25H162ZM196 26H197V25L194 26L195 29H197ZM199 26H200V24H199ZM226 26H227V27H226ZM241 26H242V27H241ZM250 26H249L248 29L251 30V31L253 32V30H255V29L252 28V29H253V30H252ZM260 26L262 27V24H261ZM260 26H258L259 29H260ZM139 27H140V26H139ZM144 27H145V26H144ZM149 27L147 26L148 29H149ZM177 27H178V26H177ZM180 27L182 28V26H180ZM184 27H185V26H184ZM187 27H188V26H187ZM187 27H186V28H187ZM212 27H213V26H212ZM212 27H211V26L206 27V29L203 30V31H204V34L208 35V33H211V32H207V30L210 28L209 30L211 31V28H212ZM232 27H234V28L232 29ZM245 27H246V29H247V25H246ZM145 28H146V27H145ZM161 28H162V27H161ZM161 28H160V29H161ZM255 28H256V27H255ZM263 28H264V27H263ZM140 29H141V28H140ZM142 29H144V28H142ZM148 29H147V30H148ZM152 29H154V28H152ZM173 29H174V28H173ZM173 29H172V30H173ZM182 29H183V31H184V28H182ZM182 29H181V30H182ZM195 29H193V30H195ZM198 29L200 30V28H198ZM214 29L212 28V31H214ZM221 29H222V30H221ZM164 30H165V29H163V31H164ZM181 30H180V32H179V33H180V34H179V37H182L184 34H187V32L185 33V31L189 30V28H188V29H185V31L182 32L183 35L181 34ZM193 30L191 29V32H189V33H193ZM199 30H197V31H199ZM209 30H208V31H209ZM232 30L234 31V33H235V32H237V33L234 34ZM131 31H132V29H131ZM138 31H139V30H138ZM143 31L147 32L146 29H144ZM151 31H152V30H151ZM153 31H154V30H153ZM155 31H157L156 28H155ZM165 31H166V30H165ZM189 31H190V30H189ZM195 31H196V30H195ZM239 31H240V30H239ZM170 32H171V31H170ZM170 32H169V33H170ZM205 32H206V33H205ZM255 32H258V31L255 30ZM133 33H134V32H133ZM133 33H132V34H133ZM155 33H156L155 36L152 35L153 32L147 34V37H145L146 39H143V40H146L147 43H151V44H152V43H155V40H158V39L156 38V36L158 35V34H157L158 32H155ZM161 33H162V32H161ZM165 33H167V32H165ZM165 33H164V35H165ZM199 33L202 34L203 32L201 33V31H199ZM250 33H251V32H250ZM258 33H259V32H258ZM260 33H261L262 36H261V35H259V36H261V37L263 38V37H264V35H263V34H264V30H263V31H260ZM260 33H259V34H260ZM262 33H263V34H262ZM142 34H144V32H143ZM194 34L196 35L195 32H194ZM211 34H212V33H211ZM213 34H214V33H213ZM215 34H214V35H215ZM133 35H134V34H133ZM144 35H145V34H144ZM177 35H178V34H177ZM181 35H182V36H181ZM195 35L192 36V34H191V35L187 34L186 37H187L188 41H189V37L192 36V39H195L197 42H198V41L200 42V39L202 40L203 36L200 37V39H199V37H197V38H198V40H197ZM250 35H251V34H250ZM158 36H159V35H158ZM161 36H162V35H161ZM166 36H167V35H165V38H167L169 35H168L167 37H166ZM170 36H171V34H170ZM170 36H169V37H170ZM188 36H189V37H188ZM197 36H198V35H197ZM208 36H210V37L212 36L211 40H210V38H208ZM208 36H206V37H207V39H209V40H207L206 38H205V39H206L207 41H210V42L212 41V42H213V40H212V39L214 38L213 35H210V34H209ZM243 36H244V35H243ZM245 36H246V35H245ZM251 36H252V35H251ZM253 36H254V35H253ZM259 36H258V37H259ZM134 37H135V36H134ZM171 37H172L171 39L168 38L167 40H168V41H169V39H170V40H173V38H175V40L177 39L176 36L174 35V33L172 34ZM193 37H194V38H193ZM204 37H205V36H204ZM247 37H249V35L246 36V39H245V40H247ZM165 38H164V39H165ZM241 38H242V37H241ZM244 38H245V37H244ZM255 38H256V37H255ZM164 39H163V40H164ZM180 39H182V41L184 40L183 38H180ZM192 39H191V40H192ZM203 39H204V38H203ZM205 39H204V40H205ZM215 39L217 40L218 38H215ZM226 39H227V40H226ZM257 39H258V38H257ZM259 39H260V38H259ZM143 40L140 41V42H143ZM177 40L179 41V38H178ZM177 40H176V41H177ZM204 40H203V41H204ZM234 40H232L233 44H234ZM241 40L243 41L244 39L242 38ZM245 40L243 41V43L245 42ZM250 40H251V37L248 38L249 44H246V43H245V45H243V44H242V45L246 48L247 45H250V43H251V45L254 43V46H255V44H256L257 41H258V40L256 41V39L253 40V38H252V40H253V43H252V41L250 42ZM260 40H261V39H260ZM165 41H166V39H165ZM165 41H164V43H166ZM182 41H181V42H182ZM207 41H204V42H207ZM225 41H224V43H225ZM239 41H240V39H239ZM239 41H238V44H240V43L242 42V41H240V43H239ZM261 41H262V40H261ZM261 41H260V42H261ZM127 42H128V41H127ZM127 42H126V44H127ZM160 42H161V41H160ZM172 42H174V41H171V43H172ZM181 42H179L180 45H181V44H184V42H183V43H181ZM190 42H191V41H190ZM190 42H189V43H190ZM199 42H198V43H199ZM201 42H202V41H201ZM204 42H202V43H204ZM210 42H207V43L210 44ZM216 42H217V41L211 43L212 45L210 44V46H212V48H210L211 51H214V50H212V49L214 48V45H216V44L218 43V42H217V43H216ZM246 42H247V41H246ZM255 42H256V43H255ZM262 42H264V41H262ZM121 43H122V42H121ZM137 43H138V42H136V45H138ZM162 43H163V42H161V46L158 44V45L160 46L159 48H161L162 45L164 44V43H163V44H162ZM169 43H170V42H168L167 45H168ZM187 43H188V42H187ZM191 43L193 44V46H194V45H195V46L197 45V44H194L195 42H194V43L191 42ZM191 43H190V44H191ZM122 44H123V43H122ZM128 44H129V42H128ZM140 44H141V43H140ZM143 44H144V43H143ZM143 44H142V46H143ZM192 44H191V45H192ZM204 44H205V43H204ZM208 44H205V45H208ZM218 44L220 45V42H219ZM221 44H222V43H221ZM129 45H130V44H129ZM136 45H135V46H136ZM144 45L147 46V44H144ZM154 45H155V44H154ZM158 45H156V48H157V49H159V48H158ZM173 45H175V43H173ZM222 45H223V44H222ZM231 45H232V44H231ZM240 45H241V44H240ZM242 45H241V46H238V47H239V48H240V47L242 48ZM257 45H258V44H257ZM262 45H264V44H262ZM110 46H111V45H110ZM112 46H113V45H112ZM125 46L128 47V45H125ZM131 46H132V45H131ZM142 46H141V47H142ZM149 46H151V45L149 44ZM149 46H148V47H149ZM163 46H165V44H164ZM169 46H170V45H169ZM169 46H168L167 49H166L167 46H165L164 49L167 50V51H169V50H170V49H169V48H170ZM178 46H179V45H178ZM210 46L208 45V47H210ZM216 46H217V45H216ZM225 46H226V43L223 45V47H225ZM254 46H252L251 48L253 49ZM106 47H109V45L106 46ZM133 47H134V46H132V48H133ZM136 47H137V46H136ZM136 47H135V48H136ZM138 47H139V46H138ZM151 47H153V46H151ZM200 47H203V46H200ZM204 47H205V46H204ZM204 47L202 48V50L205 49ZM208 47H206V48H208ZM220 47H221V45H220ZM227 47H228V46H227ZM227 47H226V49H229V47H228V48H227ZM260 47H261V45L259 44V46L254 47V48H257V51H262V54H264V53H263L264 49H262V48H264V46L261 47V48H260ZM109 48H111V47H109ZM132 48L130 49V47H129V48L126 49V51L130 49L132 52H130V51H128V52L132 54V53L134 52ZM142 48H144V47H142ZM142 48H141V49H142ZM184 48H186V49L188 50L187 47H184ZM248 48H249V46H248ZM251 48H249V49H251ZM102 49L104 50V49H107V48H103V47H102ZM139 49H140V48H139ZM141 49H140V51H141ZM145 49H146V47H145ZM154 49H155V48H154ZM161 49H162V48H161ZM161 49H160V51H161ZM168 49H169V50H168ZM172 49H173V48H172ZM198 49H199V47L197 48V50H198ZM210 49H209V50H210ZM226 49H224V50H226ZM235 49H236V48H235ZM258 49H260V50H258ZM261 49H262V50H261ZM107 50H108V49H107ZM107 50H106V51H107ZM162 50H163V49H162ZM178 50H180V49H178ZM182 50H183V48H182ZM182 50H180L181 52H178L177 50H176L175 52H176V53L178 52V55H180V56L182 57V59H183V56H184L185 59L190 60V59H191V57L189 56L190 54L188 55L187 52H190V51H191V48H189V51H187V52H186V50L184 49V50H185V54H187V55L189 56L190 59L187 57V55L185 56V54H183V53H184V50H183V52H182ZM207 50H208V49H205V50H203L202 53L200 52L201 55H203V53H204L205 51H207ZM209 50H208V51H209ZM144 51H145V50H144ZM146 51H148V48L146 49ZM160 51H159V52H160ZM208 51L205 52V53H208ZM211 51H209V56H211L210 53H213V52H211ZM220 51H221V50H220ZM227 51H228V50H227ZM227 51H226V52H227ZM229 51H230V50H229ZM229 51H228V52H229ZM257 51H256V52H252V51H251V52H249V51L246 52V51L243 50V54H246V53H247V56L251 57L250 59L247 58V59L249 60V61H248V64H249V65H250V63H249L250 61H251V64H253V62H254L255 64H257V63H259V62H257V61H259V60L262 59V56H263V55H260L261 53H259V52H257ZM103 52H105V51H103ZM142 52H143V51H142ZM152 52L154 53L153 50H152ZM152 52H151V53H152ZM214 52H216V50H215ZM237 52H238V50H237L235 53H233L234 56H235V54H236ZM241 52H242V51L239 50L238 53H240V54H239L238 56H239L240 58H236V59H235V57H234V61H235V62H233V63H236V61H240V60H241V63H242V64H243V62H246V61H245V60H246L245 58H246L247 56H246V57L244 58V60H243V59H242L243 55L241 54ZM148 53H149V51H148ZM156 53H157V52H156ZM156 53H155V54H156ZM180 53H182L183 56H182V54H180ZM190 53H191V52H190ZM193 53H194V52H193ZM200 53H199V55H200ZM218 53H220V52H218ZM218 53H217V54H218ZM238 53H237V54H238ZM115 54H116V53H115ZM134 54H135V53H134ZM137 54H138V53H137ZM146 54H147V53H146ZM155 54H154V55H155ZM172 54H173V53H172ZM172 54H169V52H168V54H167V52L164 53V51H163V52L161 53L162 57H160V59H162V60L164 59V61H165V59L172 57V56L167 57V55H172ZM221 54H225V52H224V53L221 52ZM233 54H232V51H231V53H229L228 55H230V57H233V56H232ZM237 54H236V56H237ZM132 55H133V54H132ZM151 55H152V54H151ZM151 55H150V56H151ZM157 55H158V54H157ZM201 55L199 56V57H200V60H203V58H202L203 56H201ZM213 55H214V53L212 54V56H213ZM219 55H220V54H219ZM226 55H227V53H226ZM228 55H227V56H228ZM146 56H147V55H146ZM159 56H160V54H159ZM159 56H157V59L159 58ZM193 56H194V55H193ZM193 56H192V59H191L192 61H189V62H190V63H189V66H191L192 68L189 67V66L187 65V67H189L190 69L193 70V71H191L192 73H191L189 70L187 71V70H186V67H185V69H184L185 72L187 71V72H189V73L192 75V79H194V78H193V74L195 73L193 67L196 66V65H195V64L197 63V60H196V59L199 58V57H198V54L195 55V56H197V58H196V57H193ZM205 56H208V55H205ZM209 56H208V58H210ZM212 56H211V57H212ZM215 56H216V55H215ZM227 56H226V57H227ZM142 57L144 58L145 56L143 55ZM153 57H154V56H153ZM153 57H152V59H153ZM155 57H156V56H155ZM173 57H174V61H175V63H176V61H177L178 63H180V64L182 65L183 62L180 60L181 58L179 59V57L177 56V59H179V60H177V59L175 58V57H176V54H173ZM186 57H187V58H186ZM218 57H219V56H218ZM222 57H223V56H222ZM230 57H229L228 59H230ZM252 57H253V58H252ZM146 58H147V57H146ZM146 58H145V59H146ZM148 58H149V56H148ZM194 58H196V59H195V60H196V63L194 62L195 64H192L193 61H195V60H193ZM201 58H202V59H201ZM204 58H206L205 60H207V57H204ZM141 59H142V58H141ZM171 59H173V58H171ZM211 59H212V61H213V57H212ZM223 59H226V58L223 57ZM232 59H233V58H232ZM238 59H240V60H238ZM255 59H256V62H255ZM162 60H158V61H159V62H164V61H162ZM168 60L170 61V59H168ZM187 60H186L185 65L187 64ZM217 60H218V59H217ZM220 60H222V58L219 59L218 61H220ZM230 60H231V59H230ZM242 60H243V62H242ZM253 60H254V61H253ZM144 61L147 62L148 60H143L142 62H144ZM174 61L172 62V60H171L168 64H170L171 62H172V64H173ZM179 61H181V62H179ZM261 61H262V64H264V58H263ZM261 61H260V62H261ZM108 62H109V61H108ZM166 62H167V60H166ZM191 62H192V63H191ZM198 62H199V59H198ZM202 62H204V61H202ZM202 62H201V63H202ZM154 63H155V62H154ZM175 63H174V64H175ZM178 63H177V64H178ZM201 63L199 62V63H197V64L199 65V64H201ZM207 63H209V59L207 60ZM207 63H206V64H207ZM210 63H211V62H210ZM210 63H209V64H210ZM233 63L230 62V67H234V66H231V64L233 65ZM145 64H146V63H145ZM164 64H166V63H164ZM180 64H179L177 67L181 66ZM190 64H191V65H190ZM223 64H224V62H223ZM255 64H253V65H255ZM259 64H260V63H259ZM146 65H150V64H146ZM175 65H176V64H175ZM175 65H174V67H175ZM185 65L183 64L182 67H179V68H180V69H181V68H184ZM192 65H193V66H192ZM194 65H195V66H194ZM202 65L207 67V65H204V63L201 64V66H202ZM210 65H213V64H210ZM235 65H238V64H235ZM243 65H245V64H243ZM260 65H261V64H260ZM111 66H112V65H111ZM144 66H145V65H144ZM152 66H155V65H151V67L148 68V70H149L150 73H151L150 69L153 71V67H152ZM164 66H165V65H164ZM167 66H168V65H167ZM199 66H200V65H199ZM199 66H197V68H199ZM203 66H202V67H203ZM246 66H247V68H248V65H245V67H246ZM261 66H263V68H264V65H261ZM261 66H258V67L256 66V69H255V71H254L253 73H252V70H251V72H249V73H251V74H254V73H255V77H256L258 80L260 79V76H261V73H262V70H261L262 67H261ZM145 67H147V66H145ZM145 67H143V68H145ZM165 67H166V66H165ZM174 67H173V69H174ZM202 67H200V68L202 69ZM215 67H216V66H215ZM230 67H228V68L230 69ZM243 67H244V66H243ZM251 67H254V66H251ZM251 67H250L249 69H252ZM260 67H261V68H260ZM154 68H155V67H154ZM179 68H178V69H179ZM197 68H196V69H197ZM204 68H205V67H204ZM204 68L202 69V71H204V72H202L201 76H202V75H206V74H204V73H205ZM228 68H227V69H228ZM254 68H255V67H254ZM254 68H253V69H254ZM156 69H157V68H155V70H156ZM158 69H159V68H158ZM158 69H157V70H158ZM161 69H162V67H161ZM180 69H179V71H180V72H183V73H181V74H185L184 71H183V70L181 71ZM196 69H195V70H196ZM220 69H221V68H220ZM227 69H226V70H227ZM235 69H236V68H235ZM143 70H144V69H143ZM148 70H147V71H148ZM157 70H156V71H157ZM206 70H207V69H206ZM209 70H210V69H209ZM242 70H243V69H242ZM144 71H145V70H144ZM144 71H143V72H144ZM147 71H146V72H147ZM166 71H167V70H166ZM166 71L164 70V73H165V74H166ZM171 71H172V69H171ZM198 71H199V70H198ZM239 71H240V70H239ZM247 71H248V70H247ZM260 71H261V72H260ZM263 71H264V69H263ZM143 72H142V73H143ZM146 72H144V73L146 74V76H148V74H147ZM149 72H148V73H149ZM154 72H155V71H153L152 74H153ZM169 72H170V71H169ZM169 72H168V73H169ZM172 72H174V70H173ZM172 72H171V73H172ZM175 72H176V71H175ZM177 72H178V71H177ZM193 72H194V73H193ZM211 72L213 73L212 70L210 71V73H208V72H206V73H207V74H211ZM218 72H219V71H218ZM229 72H230V75H234L235 72H237L238 75L241 74V77H242V78H238V80L241 79V81H243V80H242L243 77L246 76L245 74H247V73L244 74V73H241V72H238V71H234V72H233V68H232V71L229 70ZM244 72H245V71H244ZM171 73H170V74H171ZM189 73H186V74H189ZM226 73H227V72H226ZM237 73H236V74H237ZM249 73H248V75H249ZM263 73H264V72H263ZM130 74H131V73H130ZM160 74H161V73H160ZM181 74H180L179 77H181V78L183 77V80H184V77H185V76H184V75H181ZM190 74H189V77L191 78ZM242 74H243V75H242ZM251 74H250V75H251ZM141 75H142V74H141ZM150 75H151V74H150ZM150 75H149L148 77H150ZM163 75H164V74H163ZM174 75H175V74H174ZM174 75H173V77H175ZM178 75H179V74H178ZM178 75H177V76H178ZM238 75H237V76H238ZM248 75H247V76H248ZM263 75H264V74H263ZM143 76L146 77L145 75H143ZM143 76H142V77H143ZM157 76H160V75L157 74ZM169 76H171V75H169ZM213 76H214V75H213ZM213 76H212V77H213ZM220 76H221V75H220ZM237 76L234 75V77H237ZM239 76H240V75H239ZM251 76L253 77V75H251ZM129 77H131V75H130ZM144 77H143V78H144ZM148 77H147V78H148ZM160 77H161V76H160ZM160 77H158V80L161 79ZM162 77L164 78V76H162ZM165 77H166V75H165ZM167 77H168V75H167ZM216 77H217V76H216ZM216 77L214 78V80L216 79ZM152 78H153V77H152ZM152 78H151L150 80H152ZM171 78H172V76H171ZM175 78H176V77H175ZM187 78H188V77H186L185 79L188 80ZM201 78H202V77H200L199 79L197 78V79L200 81ZM217 78H219V77H217ZM220 78H221V77H220ZM227 78H228V77H227ZM227 78H226V79H227ZM249 78H250V76H249ZM256 78H254L255 81H257ZM263 78H264V77H263ZM145 79H146V78L143 79L144 82L141 81L140 85H141V84H142V85L145 84L144 86H145L146 88L150 86L149 88H151V90L154 88L153 90H154V91H157V93L155 92L156 94H158V90H161V89H159V88H161V87H160L161 85L164 86V85H166V84H169V83H168V79L165 78L164 81L167 79V80H166L167 83L165 82L166 84L163 83L164 81H163V79H162V81L160 82L161 85H160L159 82H158V84H159L160 86H158V85L155 84L154 82H151L152 84L150 83V85L147 86L146 83H147V81H149V78L146 79L147 81H146ZM153 79H155L154 81H156V80H157V77H156V78H153ZM178 79H179V78H178ZM178 79H175V81H177ZM197 79H196V81H198ZM236 79H237V78H234V81H233V82H235ZM250 79H252V78H250ZM261 79H262V77H261ZM158 80H157V81H158ZM170 80H173V78L170 79ZM170 80H169V82H170ZM202 80H203V79H202ZM210 80H211V78H210ZM210 80H203V81H204V82L207 81V83H208V81H210ZM216 80H217V81H215V82L218 83V81H219V83H221L220 80H218V79H216ZM228 80H229V79H228ZM262 80H263V79H262ZM152 81H153V80H152ZM175 81H174V82H175ZM181 81H182V80H181ZM181 81L179 80L180 85H181V83H183V81H182V82H181ZM193 81H194V80H193ZM196 81L193 82V83H196ZM212 81H213V79H212ZM212 81H211V82H212ZM221 81H224V82L221 83V84H219V83H218V84H219V87L222 89V88L224 87V83H225L226 81L224 80V78H223V80H221ZM231 81H232V80H231ZM231 81H230V82H231ZM241 81H240V82H241ZM248 81H249V80H248ZM145 82H146V83H145ZM149 82H150V81H149ZM204 82H200V83H202V84H200V88L202 87V88H201L202 91H201L200 88L198 87V86H199L198 84H197V86H195V87H198L199 92L201 91V92H200L201 94H203L202 92H205L206 89H207V91L209 90V89L207 88V86L209 87L210 84L208 85L207 83H204ZM215 82L211 83V85H213ZM230 82H229V81L227 82V83H228V87H230V86H229V83H230ZM246 82H247V81H246ZM249 82H250V81H249ZM153 83L155 84V86L159 87L158 90H157V88H155V86H154V87H151L152 85H154ZM162 83H163L164 85H163ZM171 83H172V82H171ZM171 83H170V85H173V84H174V83H173V84H171ZM185 83H186V82H185ZM190 83H191V82H190ZM190 83H189V84H190ZM209 83H210V82H209ZM227 83H226V85H227ZM242 83H245V80H244V82H241V83H238V84H242ZM253 83H254V82H253ZM259 83H261V84H259V87H261L260 91H261V90L264 91V82L262 83L261 80H259ZM148 84H149V83H148ZM175 84H178V82H175ZM175 84H174V86H176L177 89H178L179 87H181V86H183V87L186 86V87H187V84H184V85L182 84V85L179 86V87H178L177 85H175ZM189 84H188V85H189ZM205 84H207V86H206ZM218 84L214 85L215 87H214V86H213V87H214V88H219V87H217ZM249 84H250V83H249ZM255 84L258 85L257 82H255ZM142 85H141V86H142ZM170 85L167 86V87L170 88V87H171ZM190 85H192V84H190ZM190 85H189V86H190ZM195 85H196V84H195ZM203 85H204V87H203ZM211 85H210L211 88H210V87H209V88H210L211 91H212V94H210V95H212V96H211L212 98H208V99H210L211 101L213 100L216 104H219V105L221 104L220 106H223V105H222V101H226V100H221V99H222V96H224V95H221V93H223V91H221V89H219L218 91H215L214 88L212 89V86H211ZM226 85H225V86H226ZM244 85H245V84H244ZM244 85H243V86H244ZM247 85H248V84H247ZM250 85H252V83H251ZM144 86H142V87H144ZM174 86H172V87H174ZM222 86H223V87H222ZM167 87L164 86V87H162V88H167ZM172 87H171V88H172ZM176 87H174V88H176ZM183 87H182V88H183ZM186 87H185V88H186ZM190 87H191V86H190ZM192 87H194V85H192ZM192 87H191V88H192ZM195 87H194V88H195ZM237 87H238V86H237ZM245 87H246V86H245ZM249 87H250V86H249ZM259 87H258V88H259ZM140 88H141V87H139V89H140ZM182 88H181V89H182ZM185 88H183V91L186 90ZM194 88H192V89H194ZM203 88H204V89H203ZM205 88H206V89H205ZM226 88H227V86L225 87V91H226V90H227V91H228V90H232L233 86L231 85V88H230V89H229V88L226 89ZM253 88L255 89L254 86H253ZM142 89H143V88H141L140 90H142ZM144 89H145V88H144ZM184 89H185V90H184ZM192 89L189 90V87H188V90H189L190 92L188 91L189 93H187V94H188L187 97H189L190 94H192V97H194V94H195V93H193V90H192ZM233 89H236V87L233 88ZM238 89H239V88H237V90H238ZM240 89H241V88H240ZM240 89H239V90H240ZM246 89H247V88H246ZM250 89H251V88H250ZM254 89H251L252 91L249 90V92H247L246 95H245V96H248V97H249V99H250L251 102H254V101H255V100H254V99H255V96H254V92H253ZM140 90H139V91H140ZM145 90H146V89H145ZM149 90H150V89H149ZM149 90H148V92H149ZM169 90H171V89H169ZM169 90H168V91H169ZM191 90H192V91H191ZM195 90H196V89H195ZM222 90H224V89H222ZM256 90H257V89H256ZM178 91L180 92V89H178ZM178 91L176 90V92H178ZM186 91H187V90H186ZM209 91H210V90H209ZM227 91H226L225 93H223V94H228L229 92L227 93ZM232 91H233V90H232ZM240 91H241V90H240ZM240 91H239V93H240ZM260 91L258 90V92H260ZM262 91H261V93H262V95H263L264 92H262ZM142 92H145V91H142ZM150 92H151V91H150ZM150 92H149V94H150V96H151V93H152V92H151V93H150ZM165 92H166V91H165ZM172 92H175V91H171V93H172ZM176 92H175V94L178 95ZM179 92H178V93H179ZM196 92H198V91L196 90ZM199 92H198V93H199ZM250 92H251V93H250ZM137 93H138V92H137ZM153 93H154V92H153ZM155 93H154V94H155ZM160 93H161V94H160ZM162 93H163V90H162L161 92H159V94L157 95L158 98L161 97V96L163 95ZM168 93H169V96H167V98L170 97V96L172 95V94L170 93V91H169ZM168 93H164V95H165V94H168ZM181 93H182V94H181ZM206 93H207V92H206ZM206 93L204 94V96L206 95ZM233 93H234V92H232V95L234 96ZM237 93H238V92H237ZM242 93H244V91H242ZM248 93H249V94H248ZM255 93L257 94V92H255ZM140 94H141V93L139 92V96H140ZM146 94H147V93H146ZM154 94H152V95H153L152 97H154V98H152V99L148 98L149 95L147 94L148 96H146L145 93H144V96H142V97H147L148 102H149V99H150L151 102H152V101L154 102V100H156L155 102L157 103V102H158V101H157L158 99H157V97H156V94H155V96H154ZM179 94H181V95H185L183 92H180ZM160 95H161V96H160ZM164 95H163V97H164ZM181 95H180V97H178V98H180V100H183V99H181ZM195 95H196V94H195ZM208 95H209V93H208ZM210 95H209V97H210ZM228 95H230V94H228ZM235 95H236V94H235ZM242 95H243V94H242ZM258 95H259V94H258ZM258 95H257V96H258ZM260 95H261V94H260ZM136 96L139 97L138 95H136ZM173 96H174V95H172V97H173ZM185 96H186V95H185ZM190 96H191V95H190ZM199 96H200V95H199ZM199 96L196 95V97L198 98L196 101L200 100ZM226 96H227V95H226ZM137 97H136V98H137ZM140 97H141V96H140ZM155 97H156V98H155ZM165 97H166V96H165ZM172 97H171V98H172ZM196 97H195V98H196ZM201 97L203 98V99H201V101L204 100V101H203L204 104H205L206 102H207L208 104H209V102H211L210 100H209V102H208V101H207V100H208L207 98H206L207 100L204 99L206 96L203 97V96L201 95ZM213 97H214L215 100L213 99ZM258 97H259V96H258ZM167 98H166V99H167ZM174 98H175V97H174ZM183 98H184V96H183ZM189 98H190V97H189ZM228 98H229V97H228ZM228 98H226V99L229 101ZM231 98H232V97H231ZM231 98H230V99H231ZM263 98H264V95H263ZM153 99H154V100H153ZM168 99H169V98H168ZM172 99H173V98H172ZM172 99H171V100H172ZM176 99H177V98H175L174 100L176 101ZM191 99H192V98H191ZM191 99H190V101L194 102V101L191 100ZM171 100L169 99L170 102L173 101L174 103H173V102H172V103L175 104V101H174V100L171 101ZM180 100L177 102L178 105H181V101H180ZM184 100H186V99L184 98ZM184 100H183V102H184ZM245 100H246V99H245ZM245 100H244V101H245ZM257 100H259V99L257 98ZM260 100H261V99H260ZM262 100H263V99H262ZM139 101H141L142 103L144 102L143 99H142V100H139ZM139 101L137 100V104H138ZM196 101H195V102H196ZM213 101H212V102H213ZM216 101H220V103H219V102L217 103ZM250 101H248V103H247V104H248V107L251 109V111H252V110L255 111L257 108H255V109H254V108H251V105L253 106V105H255V104H252V103H251V105H250V104H249ZM141 102H139V103L141 104ZM151 102L149 103V106H151V105H150V104H152ZM164 102H165V101H162V104H161V102H160V103L158 102V104H161V105H159V107L163 106L162 110H160L159 107H157V108H158V111L161 112V111L164 110V105H165V110H166V111L164 112V114H166V113L168 112V111H167V108H168V106H167L168 103H167V102H168V100H167L166 104H164ZM183 102H182V103H183ZM195 102H194V104H195ZM203 102H202V103H203ZM212 102H211V103H212ZM214 102H213V103H214ZM255 102H256V101H255ZM145 103L147 104V102H145ZM145 103H144V105L146 106ZM156 103H155V104H156ZM185 103H188V102L185 101ZM190 103H191V102H190ZM196 103H197V102H196ZM207 103H206V104H207ZM211 103H210V104H211ZM215 103H214L213 105L211 104L212 106L209 104L208 107H211V108H210V109L208 108L209 110H207L206 115H207V114H212V113L214 114V111H216V110H217V111L220 110L219 113L222 114L223 107H222V110H221L220 106L218 105L219 109H216V110H215V109H214L215 107L213 108V106L215 105ZM225 103H226V102H225ZM228 103H230V102H228ZM242 103H243V102H242ZM256 103H257V102H256ZM153 104H154V103H153ZM155 104H154V105H155ZM204 104H202V105H203L204 108H205V105H204ZM223 104H224V102H223ZM247 104H246V106L243 105L244 108L247 107ZM260 104H261V107H262L263 102H262V103L260 102V103L256 104V107H258V105L260 106ZM141 105H142V106H141ZM141 105H139V106H141V109L144 110V107H143L144 105H143V104H141ZM154 105H153V108L150 107V108L153 109V110H150L149 108H148V109H149L150 111H153L152 114H153V115L155 114L154 118H156V117L158 116V114H157L158 112H157V110L154 111V110H155ZM156 105H157V104H156ZM156 105H155V106H156ZM171 105H172V104H171ZM182 105H183V104H182ZM182 105H181V106H182ZM196 105H197V104H196ZM198 105H201V103H199ZM228 105H229V104H227V105L225 106V104H224V108H225V107H228ZM231 105H232V104H231ZM149 106H147V107H149ZM157 106H158V105H157ZM172 106H173V105H172ZM172 106H171V108H172ZM175 106H177V105H174L173 108H175ZM181 106H180V107H181ZM216 106H217V105H216ZM239 106L242 107L241 104H240ZM239 106L236 107V109H237V108L243 109V107L241 108V107H239ZM142 107H143V108H142ZM147 107H145V108H147ZM169 107H170V106H169ZM177 107H178V106H177ZM177 107H176V109L179 108V107H178V108H177ZM190 107H191V106H190ZM190 107H188V110H187L188 113H189V108H190ZM193 107H194V109H193V108L190 109V113H189V114L187 113L189 116L185 113V109L183 110V113H185V114L188 116L187 118H189L190 116H193V115H196V116H197V114H198V116H199V114H201V113H199V112H193L192 110H195L196 108L199 109V110H200V109L203 110V107H202V106H198V107H200V108H198L197 106H194V105H193ZM218 107H217V108H218ZM261 107H258V108H259L258 111L261 109V110H263L262 113H264V109H262ZM157 108H156V109H157ZM181 108H183V106H182ZM181 108H179V110H181ZM205 109H206V108H205ZM225 109H226V108H225ZM228 109H230V107H228ZM228 109L226 110L227 112L225 111L226 113H228ZM168 110H170V108H168ZM213 110H214V111H213ZM145 111H147V110L145 109ZM145 111H144V112H145ZM150 111H147V112H146V113H147V116H150V115H151V114H150V113H151ZM191 111H192L194 114H192ZM203 111H204V110H203ZM203 111H202V112H203ZM209 111H210V113H209ZM211 111H212V113H211ZM231 111H232V110H231ZM238 111H240V110H238ZM247 111H249L248 108H247ZM149 112H150V113H149ZM155 112H157V113H155ZM171 112H172V113H171ZM171 112L169 111V112H168L169 114H167L169 118L171 117V115L175 114V113H173V111H171ZM200 112H201V110H200ZM205 112H206V111H205ZM205 112H203V113H205ZM249 112H250V111H249ZM148 113H149V114H148ZM195 113H196V114H195ZM203 113H202V114H203ZM219 113H217V114H219ZM247 113H248V112H247ZM252 113L255 114V115L257 116L256 111H255V112H252ZM170 114H171V115H170ZM190 114H191V115H190ZM202 114L200 115L201 117L199 116V119L202 118L201 120H203V119H204L203 117L206 116V115H204V114H203V116H202ZM217 114L215 113L214 115H212V117H211V118H212V121H213V119L215 120L216 117H215V118H213V117L216 116ZM221 114H220V116H222V117L224 118V115H221ZM237 114H238V113H237ZM237 114H235V115H237ZM253 114H250V115H253ZM153 115H151V116H153ZM156 115H157V116H156ZM169 115H170V116H169ZM186 115H183V119H184V118L187 119L186 117H184V116H186ZM226 115H227V117L229 116V114H226ZM248 115H249V114H248ZM263 115H264V114H263ZM151 116H150V117H151ZM159 116H160V118H161V116L164 117V116H166V115L163 116V114H160ZM174 116H175V115H173V117H174ZM210 116H211V115H210ZM210 116H209V117H210ZM218 116H219V115H218ZM231 116H232V115H231ZM231 116H230V117H231ZM253 116H254V115H253ZM258 116L260 117L261 115L258 114ZM180 117H181V116H180ZM230 117H229V118H230ZM239 117H240V115H239ZM239 117H238V120L240 119V121H236L235 123H237V125L240 127V126H241V125H240L241 122H242V124H244V123H243V122L245 121L244 119L247 118V117H245V115H244V116L242 115V117H244V119H243L242 117H240V118H239ZM147 118H148V117H147ZM151 118H152L151 120H154V121H156V120L158 119V118L153 119V117H151ZM160 118H159V120H160ZM164 118H165V119H164ZM164 118H162V119H164L165 121H166V119H168L167 117H164ZM174 118H175V120L177 119V121L180 122V121H179V117H178V118H177V117H174ZM174 118H173V119H174ZM206 118H208V116H206ZM211 118H210V119H211ZM248 118L251 119L250 117H248ZM248 118H247L246 122L248 121ZM255 118H256V117H255ZM170 119H172V117H171ZM183 119L181 120L182 123H184ZM199 119H198V118H193L192 121H193V122H194L195 120L199 121ZM164 120H163V122H165ZM187 120L190 121L191 119H187ZM208 120H209V118H208ZM208 120L206 119V122H208ZM216 120H217V118H216ZM219 120H220V119L217 120V121H218V124L220 123ZM221 120H223V119H221ZM221 120H220V121H221ZM225 120H226V118H225ZM228 120H229V119H228ZM228 120H227V122H228ZM232 120H233V119H231V121H232ZM251 120H252V119H251ZM261 120H262V119H261ZM123 121H124V120H123ZM147 121H148V123H149V122H150V118H148ZM168 121H169V119H168ZM168 121H166V122H168ZM185 121H186V120H185ZM192 121H190V122H192ZM197 121H196L195 123H200V122H197ZM212 121H211V122H212ZM231 121H230V122H231ZM234 121H235V120H234ZM253 121H254V120H252V121L249 120V122H251V123H252ZM161 122H162V121H161ZM161 122H160V123H161ZM163 122H162V123H163ZM166 122L163 123V124L161 123V124H162L161 127L164 126V125L166 124ZM201 122H202L201 124H203V125L200 124L199 126H198L197 124L194 123V124H195V125H194L195 127L198 126V127H197L198 130H197L195 127H194L195 130H194V128L192 127V129H193L194 131H196V130H197L196 132L199 131V133L194 132L195 134H197V136H198V134H200V130H201V129L205 131V129L207 128V129L209 130V127H204V125H206V124H204L205 121H204V122L201 121ZM214 122H216V121H214ZM246 122H245V123H246ZM249 122H247V123L249 124ZM259 122H260V121H259ZM262 122L264 123L263 120H262L260 123L262 124ZM148 123H147L146 125L149 126L150 123H151L150 125H152V122H150L149 124H148ZM153 123H155V122H153ZM157 123H158V124L155 123L156 125H154V128H153V129H156L155 131H158L157 129H160V131H161L163 128H162V129H161V127H160V128H158V127L155 128L157 125L160 124L159 121H158ZM169 123H170V122H169ZM175 123H176V122H175ZM208 123H209V122H208ZM222 123H224V122H222ZM228 123H229V122H228ZM231 123H232V122H231ZM247 123H246V125H247ZM251 123H250V124H251ZM254 123H255V122H253V124H254ZM172 124H174V123L172 122ZM172 124H171V126H172V127H175V126H173ZM185 124H186V123H185ZM187 124H188V121H187ZM192 124H193V123H192ZM225 124H226V123H224V125H225ZM250 124H249V125H250ZM255 124H256V123H255ZM261 124H260V125H261ZM143 125H144V124H143ZM174 125H176V124H174ZM208 125H209V124H208ZM210 125H211V123H210ZM210 125H209V126H210ZM226 125H227V124H226ZM148 126H146L147 129H146V128H145V129H146V130H149V132H150V130H151V133H153L154 131L152 132V130H153V129H151L152 127H151V128L149 127L150 129H148ZM176 126H177V125H176ZM181 126H182V124H181ZM181 126L179 125V127H181ZM200 126H203V127L200 128ZM213 126H214V125H213ZM231 126H232V125H231ZM238 126H236V124H235V130H234V131H236V132L233 131V134L238 132L237 129H239V130L241 131L242 128H241V129H240V128H237ZM251 126H252V125H251ZM165 127H166V128H164V129H165L164 132H167L166 129L168 128V130H169L170 127H168V126H166V125H165ZM172 127H171V129H170L169 131L172 130ZM253 127H255V126H253ZM203 128H204V129H203ZM210 128H212V130H213V128H215V127H212V126H211ZM226 128H227V127H226ZM231 128H232V127H231ZM190 129H191V128H190ZM222 129H224V127L221 128V130H222ZM182 130H183V129H182ZM210 130H211V129H210ZM221 130L219 129V132L222 133ZM245 130H246V129L244 128V133L246 132ZM162 131H163V130H162ZM162 131H161L160 134H156V132H155L154 134H156L157 136L159 135V137L164 136V132H163V134H162ZM177 131H179V130H176V132H177ZM180 131H181V130H180ZM190 131H191V130H190ZM204 131H202V133H203ZM217 131H218V130H217ZM223 131H225V130H223ZM226 131H227V130H226ZM226 131H225L224 133H222V134H225ZM231 131H232V129H231ZM242 131H243V130H242ZM242 131H241V132H242ZM247 131H248V130H247ZM249 131H250V130H249ZM251 131H252V130H251ZM257 131H258V130H257ZM147 132H148V131H147ZM158 132H159V131H158ZM210 132H211V133H210ZM212 132H215V131H214V130H213V131H208V132H206V133H207V135L211 134V137H212V134H213ZM219 132H218V133H219ZM253 132L255 133V135H257V137H256V139H257V138L259 137V135H258L259 133H256V131H253ZM151 133L148 134V135H149V138L151 137ZM191 133H192V132H191ZM194 133H192V134L195 136ZM218 133H217V134H218ZM221 133H220V135H221ZM228 133H229V134H232V133H230V132H228ZM238 133H239V132H238ZM242 133H243V132H242ZM244 133H243V134H244ZM254 133H253V134H254ZM161 134H162V135H161ZM166 134H167V133H166ZM203 134L205 135V133H203ZM243 134H242V135H243ZM160 135H161V136H160ZM168 135H171V134H167V136H168ZM193 135H192V136H193ZM204 135H203V136H204ZM213 135L216 136V133L213 134ZM225 135L227 136V134H225ZM238 135H240V134H237V136H238ZM250 135H252V134H250ZM255 135H253L252 137H254ZM167 136L165 135V137H163V138H164V139H167V138H166ZM179 136H180V135H177V137H179ZM194 136L192 137V139L194 138ZM218 136H219V135H218ZM234 136H236V135H234ZM263 136H264V135H260V137H259V139L261 140L260 143H262V140H263V139H261V137L264 138ZM154 137L156 138L155 135L153 136V138H154ZM159 137H158V139L156 138L155 140H156L157 142H159V144H161V143L164 141V139L161 138V139H163V141H158V140H159ZM195 137H196V136H195ZM205 137H206V136H205ZM221 137H222V136H221ZM242 137H243V136H241L240 140H241V141L243 140L242 142H243L244 144L247 143L248 140H247L246 142H244V140H245L244 138H245V137H244L243 139H242ZM149 138H147V139H149ZM173 138H174V136H173ZM198 138H199V136H198ZM198 138H197V140H196V138H195L196 141H194V142H197V141L199 140ZM206 138L209 139V137H206ZM214 138H215V137L213 136V138H212V139H213V142H214V143H217V145H218V143H219V145H220L221 143L218 142L219 140H217V139L220 138V136H219V138L216 139L217 142L215 141ZM227 138H228V137H227ZM227 138H226V139H227ZM234 138H235V137H234ZM150 139H151V138H150ZM175 139H176V138H175ZM175 139H173V140H175ZM201 139H203V138L201 137ZM220 139H222V138H220ZM223 139H224V137H223ZM226 139H225V140H226ZM238 139H239V138H238ZM238 139H236V140H238ZM246 139H248V138H246ZM142 140H143V139H142ZM152 140H153V139H152ZM169 140L172 141L171 139H169ZM169 140H166V141L169 142ZM180 140H181V139H180ZM193 140H194V139H193ZM193 140H190V139H189V142H190V141L193 142ZM209 140L211 141V139H209ZM227 140H229V138H228ZM240 140H239V141H240ZM260 140H259V141H260ZM149 141H150V140H147V142H149ZM156 141H154V140H153V141H150V144H152L153 142H155V143H154V146H155V145H158V144H156V143H157ZM166 141H164L163 144L166 143ZM210 141H208L207 144L205 143V144H206L205 147H204V145H202V143H201L202 141L200 142V140H199V143H197V144H198V145L201 144V146H203L201 149H203V148H204V149H207L206 146L208 145V143H209ZM220 141H221V140H220ZM231 141H232V140H231ZM231 141H229L230 144H231ZM233 141H234V140H233ZM239 141H237L238 144H239ZM241 141H240L241 144H239V145H242V144H243ZM251 141H253V140H251ZM251 141H248L246 147H248V146L251 145V143H252ZM151 142H152V143H151ZM177 142H178V141H177ZM177 142H176V143H177ZM192 142H191V143H192ZM213 142L211 141L210 143H212L213 146H215ZM223 142L226 143V141H223ZM234 142H235V141H234ZM250 142H251V143H250ZM145 143H146V142H145ZM169 143L171 144V143H173V142H169ZM169 143H168V144H169ZM210 143H209V144H210ZM227 143H228V141H227ZM227 143L225 144L226 146L228 145L227 148H226V146L223 144V146H225V148L222 147V149H225V150H226V149H228V150L230 149V147H229L230 145L227 144ZM258 143H259V142H258ZM163 144L161 145L162 147H163ZM197 144H196V145H197ZM212 144H210V145L212 146ZM244 144H243L242 146H244ZM248 144H249V145H248ZM263 144H264V140H263ZM152 145H153V144H152ZM152 145H151V147H153ZM191 145H192V144H191ZM198 145H197V146H198ZM210 145H209V146H210ZM219 145L216 146L217 149H216L215 147H213V146H212V147L207 146V147L212 148V150H210V151H214L215 149L218 150ZM221 145H222V144H221ZM221 145H220V150H222V149H221ZM232 145H233V143H232ZM159 146H160V145H159ZM159 146H155V147H153V148L156 150V149H158ZM172 146H177V144L172 145ZM172 146H170V147H172ZM192 146H193V145H192ZM235 146H236V144H235ZM237 146H238V145H237ZM237 146H236V147H237ZM252 146L254 147V145H252ZM263 146H264V145H263ZM156 147H157V148H156ZM165 147H167V146L164 145V149H165ZM231 147H232V146H231ZM239 147H241V146H239ZM246 147H245V148H246ZM250 147H251V146H250ZM153 148H151V149H153ZM192 148H193V147H191V150H193ZM198 148H199V149H198ZM209 148H208V149H209ZM241 148H243V147H241ZM151 149H149V151H151V152L149 153V156H148V157L150 158V160L152 159V158H151V157H152L151 154L153 155ZM154 149H153V150H154ZM164 149H163V150H164ZM167 149H168V147H167ZM170 149H171V148H169L168 151H169ZM196 149H198L199 151L196 150V152H197V151H198V152H197L196 154L194 153V154H195L194 156H191L193 153H192V151H189V152L192 153V154L190 155L192 158H195V156L197 157V156L201 155V154L199 153V152H200V145H199V147H197ZM208 149H207V150H208ZM234 149H235V148H234ZM234 149H233V151H234ZM237 149H238V148H237ZM237 149H236V150H237ZM243 149H244V148H243ZM243 149H241V150H242V155H243V153H244V150H243ZM155 150H154V151H155ZM238 150H239V149H238ZM253 150H254V149H253ZM156 151L158 152V150H156ZM156 151H155V152H156ZM159 151H160V150H159ZM210 151H209V153H210ZM218 151H219V150H218ZM223 151H224V150H223ZM233 151H232V152H233ZM245 151L248 152V151H250V149L248 148V149L245 150ZM258 151H259V150H257V152H258ZM157 152H156V153H157ZM160 152H162V150H161ZM193 152H194V151H193ZM201 152H204V154H205V151H204V150H203V151L201 150ZM214 152H216V151H214ZM235 152H236V151H235ZM240 152H241V151H240ZM247 152H246V153H247ZM251 152H252V151H251ZM254 152H255V151H254ZM198 153H199V154H198ZM252 153H253V152H252ZM159 154H160V153H159ZM159 154H158V155H159ZM161 154H162V153H161ZM197 154H198V155H197ZM202 154H203V153H202ZM204 154H203V155H204ZM210 154H211V153H210ZM236 154H238V152H237ZM236 154H235V156H236ZM244 154H245V153H244ZM258 154H259L260 156L262 155V154H260V153H257L256 155L258 156ZM181 155H182V154H181ZM231 155H232V154H231ZM246 155H247V154H246ZM150 156H151V157H150ZM159 156H160V155H159ZM165 156H166V155H165ZM172 156H173V155H172ZM229 156H230V155H229ZM235 156H234V157H235ZM263 156H264V155H263ZM141 157H142V156H141ZM199 157H200V158H201V157L203 158L202 155L199 156ZM199 157H197V158H195V159H197V161H198V160L200 161L201 159H200ZM208 157H209V154H208ZM208 157H207V158H208ZM210 157H211V155H210ZM217 157H218V156H217ZM230 157H231V156H230ZM258 157H259V156H258ZM149 158L147 159V161H148L149 163H151V161L149 160ZM154 158H155V157H154ZM182 158H183V157H182ZM204 158H206V157H204ZM204 158H203V162L205 163V165H206V163H207V165H208L209 162H212V161H209L211 158L207 160V161H209V162H206V159H204ZM259 158H260V157H259ZM179 159L181 160V158H178V160H179ZM221 159H222V158H221ZM221 159H219V161H221ZM228 159H229V158H228ZM231 159H233V161H234L233 156L231 157ZM235 159H236V158H235ZM249 159H250V158H249ZM261 159H262V161H263V158H261ZM155 160H157V158L154 159V161H155ZM174 160H175V159H174ZM204 160H205V161H204ZM216 160H217V162H219L218 159H216ZM222 160H223V159H222ZM240 160H241V159H240ZM242 160H243V159H242ZM242 160H241L240 162L237 160V161L239 162V164L241 163V164H240V167H241V165H242L243 163L246 162V161L244 162V161H242ZM154 161L152 160V162H154ZM156 162H157V161H156ZM156 162H155V163H152V164H154V165H152V166H155ZM183 162H184V161H183ZM217 162H214V161H213V163H210V164H211V167H215L216 165H214V163H217ZM242 162H243V163H242ZM263 162H264V161H263ZM263 162H261V163H263ZM201 163H202V161H201ZM225 163H227V162L225 161ZM229 163H230V162H229ZM233 163H234V162H233ZM116 164H117V163H116ZM185 164H187V163H185ZM199 164H200V163H199ZM210 164H209V167H210ZM234 164H235V163H234ZM245 164H247V163H245ZM245 164H244V165H245ZM253 164H254V163H253ZM157 165H158V164H157ZM180 165L183 167V164H181V162H180ZM189 165H191V163H190ZM212 165H213V166H212ZM229 165H230V164H229ZM229 165H228V170H229V168H231V167H229ZM244 165H242V166L245 167ZM260 165H261V164H260ZM152 166H151V167H152ZM191 166H192V165H191ZM201 166H202V165H201ZM233 166H234V165H233ZM155 167H156V166H155ZM155 167H153V168H155ZM166 167H167V166H166ZM184 167H185V166H184ZM216 167L218 168V165H217ZM236 167H238V166L236 165ZM108 168H109V167H108ZM164 168H165V167H164ZM186 168H187V167H186ZM203 168H204V167H203ZM207 168H208V167H207ZM207 168H206V169H207ZM217 168H215V169H217ZM220 168H221V167H220ZM232 168H233V167H232ZM247 168H248V167H247ZM260 168H262V166H261ZM187 169H189V166H188ZM221 169H222V168H221ZM191 170H192V169L190 168L189 171H191ZM200 170H201V169H200ZM203 170H204V169H203ZM219 170H220V169H219ZM223 170H224V168H223ZM228 170H227V172H229ZM108 171H109V170H108ZM189 171H188V172H189ZM254 171H256V170H254ZM191 172H192V171H191ZM211 172H212V171H211ZM211 172H210V174H209L210 176H211V174H212ZM216 172H217V171H216ZM220 172H221V171H219V173H220ZM223 172H225V171H222L221 174H222ZM234 172H235V170H234ZM258 172H260V170H259ZM261 172L263 173V171H261ZM137 173H139V172H137ZM169 173H171V172H169ZM186 173H187V172H186ZM203 173H205V172H203ZM225 173H226V172H225ZM229 173L231 174L232 171L229 172ZM229 173H228V174H229ZM254 173H255V172H254ZM106 174H107V173H106ZM187 174H188V173H187ZM190 174H191V173H190ZM213 174H214V172H213ZM215 174H217V176H218V172L215 173ZM223 174H224V173H223ZM226 174H227V173H226ZM226 174H225V175H226ZM257 174H258V173H257ZM136 175H138V174H136ZM165 175H166V174H165ZM172 175H174V174H172ZM203 175H204V174H203ZM207 175H208V174H207ZM234 175H235V173L233 174V179H232V180H234V178L237 177V174H236V176H234ZM258 175H259V174H258ZM187 176H188V177H189V176L191 177V175H187ZM219 176H220V175H219ZM231 176H232V175H231ZM255 176H256V175L254 174V178H256ZM149 177H150V176H149ZM149 177H148V178H149ZM151 177H152V176H151ZM151 177H150V179H151ZM173 177H174V176H173ZM173 177H172V178H173ZM195 177H196V176H195ZM195 177L193 178V181H194V182H195ZM197 177H198V176H197ZM201 177H202V176H201ZM215 177H216V176H215ZM215 177H214V178H215ZM222 177H223V176H222ZM226 177H227V180H228V176H226ZM257 177H258V176H257ZM166 178H167V177H166ZM166 178H165V179H166ZM204 178H205V180L208 179L207 176H205ZM212 178H213V176L210 177L209 179H211V181H212ZM214 178H213V179H214ZM152 179H153V178H152ZM152 179H151V180H152ZM176 179H177V178H176ZM188 179H189V181L192 180V179H190V178H188ZM196 179H197V178H196ZM216 179H217V178H216ZM216 179H215V180H216ZM223 179H224V178H223ZM223 179L220 180V181H225V180H226V179H225V180H223ZM229 179H230V177H229ZM238 179H241V178H237V181H238ZM262 179H263V177H262ZM166 180H167V179H166ZM166 180H165V181H166ZM203 180H204V179H203ZM203 180H202V181H203ZM258 180H259V178H258ZM260 180H261V179H260ZM152 181H153V180H152ZM165 181H163V182H165ZM174 181H175V180H174ZM174 181H173V182H174ZM207 181H208V183H209V180H207ZM207 181H206V183H205L206 185H208ZM216 181H217V180H216ZM230 181H231V180H230ZM234 181H235V180H234ZM234 181H231V182L233 183ZM147 182H150V180L147 181ZM163 182H162V183H163ZM228 182H229V181H228ZM231 182H230V183H231ZM235 182H236V181H235ZM238 182H239V181H238ZM255 182H256V181H255ZM260 182H261V181H260ZM260 182H258V183H260ZM152 183H153V185H154V182H152ZM166 183H167V182H166ZM166 183H164V184L166 185ZM221 183H222V182H221ZM230 183H229V184H230ZM239 183H240V182H239ZM261 183H262V182H261ZM159 184H160V183H158V185H159ZM192 184H194V183H192ZM222 184H223V183H222ZM225 184H227V182H226ZM225 184H224V185H225ZM235 184H237V182H236ZM263 184H264V183H263ZM114 185H116V184H114ZM114 185H113V186H114ZM167 185H168V184H167ZM214 185H215V184H214ZM216 185H217V184H216ZM230 185H231V184H230ZM255 185H257V184H255ZM258 185H259V184H258ZM151 186H152V184H151ZM209 186H210V185H209ZM259 186H260V185H259ZM116 187H117V186H115V188H116ZM143 187H144V186H143ZM230 187H231V186H230ZM260 187H261V186H260ZM117 188H118V187H117ZM144 188H145V187H144ZM150 188H151V187H150ZM154 188H155V186H154ZM154 188H153V189H154ZM165 188H166V187H165ZM182 188H183V187H182ZM210 188H212V186H211ZM153 189H152V190H153ZM225 189H229V188H225ZM241 189H242V188H241ZM263 189H264V188H263ZM114 190H115V189H114ZM155 190H156V189H155ZM207 190H208V189H207ZM229 190H230V189H229ZM243 190H244V189H243ZM245 190H246V189H245ZM245 190H244V192H245ZM251 190H252V189H251ZM251 190H250V191H251ZM260 190H262V189H260ZM116 191H117V189H116ZM156 191H157V190H156ZM156 191H155V192H156ZM171 191H172V190H171ZM171 191L168 192V193H171V197H172V193H173V192H171ZM209 191H210V190H209ZM209 191H208V193H209ZM212 191H213V190H212ZM155 192H154V193H155ZM163 192H164V191H163ZM210 192H211V191H210ZM213 192H214V193H216V192L219 193L218 191H216V189H215ZM222 192H223V191H222ZM229 192H230V191H229ZM263 192H264V191H263ZM150 193H151V192H150ZM188 193H189V192H188ZM195 193H196V192H195ZM217 193L214 194L215 197H216V195H217L216 199H214V197H213V196H214L213 193H212V194H211V193L208 194L209 196H210V195H211V196L213 195L211 198H212L214 201L211 203V205L209 204L210 206H209V205H208V207L206 206L207 208H203V207H202L203 210L205 209V211H202V212H204V213H203V216H202L203 218L201 217L202 219H204V220H214V219H212V215H213V213L218 212V211H220V210H221L220 213H223L224 210L222 211V208H223L222 205H223V203L226 202V201L229 202L230 199H229V200H226V199H225L226 201L224 200V202H223V201H220V198L222 199L223 197H218V194H217ZM227 193H228V192H227ZM231 193H232V192H231ZM252 193H254V192L252 191ZM151 194H153V193H151ZM157 194H158V193H157ZM157 194H155L156 197H157ZM166 194H167V192H166ZM189 194H193V195L195 196L197 193H196V194H194V193H189ZM219 194H220V193H219ZM222 194H223V193H222ZM229 194H230V193H229ZM244 194H245V193H244ZM250 194H251V193H250ZM153 195H154V194H153ZM161 195H162V194L159 193V197H162ZM200 195H201V194H200ZM200 195H199V193H198L197 196H199V198H198V197L196 198V196H195V198H193L194 196L190 197L191 195L189 196V195L187 194V197L189 196V200L192 198V202H193V201L195 202L196 199H198V200H197L198 202H202V201L200 200V198H202V197H201L202 195H201V196H200ZM252 195H253V194H252ZM126 196H127V195H126ZM165 196L167 197V195L164 194L163 197H165ZM169 196H170V194L168 195V197H169ZM205 196H206V195H205ZM219 196H220V195H219ZM221 196H222V195H221ZM224 196H225V195H224ZM254 196H256V195H254ZM257 196H258V195H257ZM260 196H261V195H260ZM152 197H153V196H152ZM166 197H165V198H166ZM171 197H169L168 199H170ZM173 197H174V195H173ZM187 197H186V199H187ZM247 197H248V196H247ZM249 197H250V195H249ZM252 197H253V196H252ZM109 198H110V197H109ZM154 198H155V197H154ZM176 198H177V197H176ZM207 198H208V197H207ZM218 198H219V199H218ZM232 198H234V197L232 196ZM253 198H256V197H253ZM253 198H252V199H253ZM257 198H258V197H257ZM114 199H115V198H114ZM158 199H159V198H158ZM166 199H167V198H166ZM184 199H185V198H184ZM223 199H224V198H223ZM117 200H118V199L113 200L115 204H116L115 201H117ZM130 200H131V199H130ZM149 200H150V199H149ZM152 200H153V199H152ZM152 200H150V201H152ZM155 200H156V198H155ZM172 200L175 201L174 199H172ZM189 200L187 199V200H185V201H189ZM199 200H200V201H199ZM206 200H207V199H206ZM233 200H234V199H233ZM236 200H237V199H236ZM240 200H241V199H240ZM242 200H244V197H243ZM248 200H250V199H248ZM256 200L258 201V199H256ZM150 201H149V202L147 201V202L149 203V205H150V203L153 205V203L150 202ZM157 201H158V200H157ZM157 201H156V202H157ZM173 201L170 200L169 203H171V204L174 206L173 203H175V202H173ZM204 201H205V200H204ZM238 201H239V199H238ZM244 201H245V200H244ZM246 201H247V199H246ZM246 201H245V202H246ZM253 201H254V199H253ZM263 201H264V200H263ZM119 202H120V201H119ZM153 202H154V201H153ZM156 202H154V204H155ZM177 202H179V201H177ZM177 202H176V203H177ZM182 202H184V200H182ZM194 202H193V203H194ZM210 202H211V201H210ZM219 202H223L222 205H221ZM228 202H227V203H228ZM247 202H248V201H247ZM251 202H252V200H251ZM110 203H111V202H109L108 204L110 205ZM129 203H131V202H128V206L130 207V205H132V203H131V204H129ZM176 203H175V204H176ZM180 203H181V201H180ZM185 203H186V202H184V203H182V204H185ZM187 203H188V202H187ZM187 203H186L187 207H188L189 209H193V207L195 208V204H196L197 202L194 203L193 207H192V205H191L192 208H191L190 206H188ZM193 203H192V204H193ZM230 203L232 204V203H234V202H230ZM235 203L237 204V202H235ZM241 203H242V202H241ZM253 203H254V202H253ZM260 203H261V202H260ZM117 204H118V206L120 205V206L118 207V211L121 212V214H122V210H123L122 207H123V206H122L120 203H117ZM122 204H123V203H122ZM171 204H170V205H171ZM177 204H178V203H177ZM182 204H181V205H182ZM198 204H199V206L201 205V203H198ZM203 204H204V203H203ZM206 204H207V203H206ZM225 204H226V203H225ZM228 204H229V203H228ZM238 204H239V202H238ZM248 204H249V205L251 204L250 201H249ZM255 204H256V203H255ZM109 205H108V207H109ZM179 205H180V204H179ZM179 205H177V206H179ZM196 205H197V204H196ZM220 205H221V206H220ZM226 205H227V204H226ZM226 205L224 206V208L226 207ZM249 205H248V207H249ZM251 205H252V204H251ZM259 205H260V204H258V207H259ZM58 206H59V205H58ZM111 206H114L113 208L116 210V208H115L116 206H115V205L111 204ZM111 206H110V207H111ZM167 206L169 207V204H167ZM167 206H166V208H167ZM182 206L184 207L185 205H182ZM199 206H196V208H198ZM204 206H205V205H204ZM231 206H233V205H231ZM236 206H237V205H236ZM246 206H247V204L245 205V207H246ZM253 206L255 207V205H253ZM256 206H257V204H256ZM120 207L122 208L121 210H119ZM124 207H125V206H124ZM139 207H140V206H139ZM139 207H138V208H139ZM170 207H171V206H170ZM187 207H186V208H187ZM209 207H210V208H209ZM228 207H229V206H228ZM228 207H227V208H228ZM248 207H247V208H248ZM250 207H251V206H250ZM113 208H112V209H113ZM142 208H143V207H141V209H142ZM153 208H154V207H153ZM174 208H175V207H174ZM176 208H177V207H176ZM176 208H175V209H176ZM224 208H223V209H224ZM238 208H240V207H238ZM238 208H235V207L233 208V209H235V210L237 209V212H238V213H235V214L232 213L234 210H233V211H231V210L229 211V210H228V211L231 212V213H227V214H228L227 216H226V214H225L226 219L222 218V219H224L225 221L227 220L225 223L223 222L224 220L221 222V224H216L217 222H215V223L208 222L209 224H210V223H211V224L208 225V226H206L204 229H203L202 226H201L202 229H198V227H197V230H201V231H203V232H202V236H203L205 239L207 238V240H208L209 243H210V247L212 248V251H214V252L217 251V252H221V253H223V252L225 251V249L223 248V247H225V244H224V246H223V244H222L223 241L226 242V240H227V241H228L227 243H231L230 240H228V239L226 238V237L228 236V234L232 235L233 238H235L234 241H235V243L238 244L239 248H240V246L244 245V244L247 242V241H246L247 238H246V236L242 233V231H243V229H245V228L248 227V224H251V223H249V221H248V223L245 221V220H246V217H247V216H245L246 213H247V212H246V208H245L244 210H243L242 208H240V209H238ZM243 208H244V207H243ZM256 208H257V207H256ZM261 208H262V207H261ZM263 208H264V207H263ZM109 209H111V208H109ZM125 209H126V208H125ZM125 209L123 210V212L125 211ZM143 209H144V208H143ZM170 209H171V208H169V211H170ZM177 209H181V208L178 207ZM177 209H176V210H177ZM182 209H184V208H182ZM199 209H200V207H199ZM248 209H249V208H248ZM86 210H87V209H86ZM149 210H150V209H149ZM149 210H148V212L151 211V210H150V211H149ZM153 210H154V209H153ZM158 210H159V209H158ZM160 210H161V209H160ZM165 210H166V209H165ZM165 210H164V211H165ZM167 210H168V209H167ZM185 210H186V209H185ZM185 210H184V213L186 212ZM187 210H188V209H187ZM194 210H195V209H194ZM194 210H193V211H194ZM197 210H198V209H197ZM226 210H227V209H225V212H226ZM133 211H134V210H133ZM139 211H140V210H139ZM172 211H173V210H172ZM174 211H175V210H174ZM177 211H178V210H177ZM179 211H180V210H179ZM182 211H183V210H181V212H180L181 214H180V213H177V214H178V215H182V214H183ZM188 211H190V214H191V215H190V214H189V215H190V217H191L193 211H192V212H191V210H188ZM188 211H187L186 213H189ZM214 211H215V212H214ZM249 211H250V210H249ZM251 211H252V210H251ZM255 211L257 212L258 210H255ZM89 212L92 213V211H88V212H86V215H87ZM112 212L114 213V211H112ZM119 212H117V214H118ZM153 212H154V211H153ZM155 212L157 213V210H156ZM170 212H171V211H170ZM170 212H169V213H170ZM225 212H224V213H225ZM253 212H254V211L250 212L251 215H252ZM263 212H264V211H263ZM91 213H90V214H91ZM134 213H135V212H134ZM134 213L132 214L133 219H135V217H134V216H135ZM136 213H137V212H136ZM136 213H135V214H136ZM159 213H160V211H159ZM161 213H162V215H163V212H161ZM167 213H168V211H166V215H168ZM171 213H172V212H171ZM199 213H201V211H200ZM218 213H219V212H218ZM220 213H219V214L216 213V216H215V217H219L218 220L221 219L220 216H221L222 214L220 215ZM243 213H245V214L243 215ZM248 213H249V212H248ZM248 213H247V214H248ZM260 213H261V210H260ZM117 214H115V216H116ZM119 214H120V213H119ZM119 214H118V215H119ZM138 214H139V212L137 213V216L139 217ZM140 214H141V213H140ZM150 214H151V213H150ZM152 214L155 215V213H152ZM157 214H158V213H157ZM172 214H173V213H172ZM172 214H171V215H172ZM175 214H176V213H174L172 216L169 215L170 217H172V220L174 219L173 216H174ZM194 214H195V213H194ZM201 214H202V213H201ZM236 214H238V215H236ZM254 214H255V212H254ZM92 215H93V213H92ZM98 215H99V214H98ZM102 215H104V214H101V216H102ZM147 215H148V214H147ZM154 215H153V216H154ZM160 215H161V214H160ZM185 215H186V214H185ZM197 215H198V213H197L196 215H193V216H197ZM251 215H250V216H251ZM256 215H258V212H257ZM259 215H260V214H259ZM259 215H258V216H259ZM88 216H90V215L88 214ZM137 216H136V217H137ZM141 216L143 217L142 214H141ZM145 216H146V215H145ZM150 216H152V215H150ZM150 216H149V217H150ZM153 216H152V217H153ZM163 216H164V215H163ZM163 216L161 217L162 219H164ZM169 216H167V218H168ZM187 216H188V215H187ZM187 216H186V218H187ZM193 216H192L191 218H193ZM244 216H245V217H244ZM250 216H249V217H250ZM260 216L262 217V215H260ZM263 216H264V215H263ZM66 217H67V216H66ZM68 217H69V216H68ZM96 217H98V216H96ZM99 217H100V216H99ZM99 217H98V218H99ZM104 217H108V216L105 215ZM149 217L146 216L145 218H149ZM156 217H157V216H156ZM190 217H189V220L191 219ZM198 217H199V216H198ZM223 217H224V216H223ZM102 218H103V217H102ZM111 218H112V217H111ZM114 218H115V217H114ZM116 218H117V217H116ZM116 218H115V219H116ZM122 218H123V217H121V219H119V217H118L119 220H122ZM139 218H140V217H139ZM154 218H155V217H154ZM154 218H153V219H154ZM167 218H166V219H167ZM176 218H177V217L175 216V219H176ZM186 218H185V219H186ZM244 218H245V219H244ZM251 218H252V217H251ZM251 218H249V219L251 220ZM253 218H254V217H253ZM255 218H256V216H255ZM257 218H258V217H257ZM257 218H256V219H257ZM66 219H68V218H66ZM85 219H86V218H85ZM87 219H89V218L87 217ZM103 219H104V218H103ZM103 219H102V220H103ZM109 219H110V218H109ZM123 219H125V218H123ZM140 219H141V218H140ZM168 219L171 220V218H168ZM178 219H179V220H182V218L180 219V216L178 217ZM178 219H177V220H178ZM193 219H194V218H193ZM215 219H216V218H215ZM222 219H221V220H222ZM256 219H255V220H256ZM259 219H260V218H259ZM259 219H258V220H259ZM64 220H65V218H64ZM89 220H91V218H90ZM100 220H101V218H100ZM100 220L98 219V220L96 221V223H97L98 221H100ZM105 220H106V218H105ZM105 220H104V221H105ZM110 220H113V219H110ZM125 220H126V219H125ZM136 220H137V218H136ZM138 220H139V219H138ZM148 220H149V219H148ZM155 220H156V219H154L153 222H154ZM164 220H165V219H164ZM218 220H217V221H218ZM239 220H240V221H239ZM241 220H244V221H241ZM94 221H95V220L93 219V222H94ZM158 221H159V220H158ZM158 221H157V224L159 223L160 225H162V226H160V225L158 224L159 227H160L161 229L165 228L166 225H167V228L169 227L168 224H167L168 221L164 223V221L161 220L164 224H163V223H160V222H158ZM198 221H199V220H198ZM262 221H263V219H262L261 221H259V222H262ZM102 222H103V221H101V223H102ZM115 222H116V221H115ZM125 222H126V221H125ZM147 222H149V221H147ZM153 222H152V224H151V223H150V224L153 225ZM169 222H171V221H169ZM194 222H196V220H195ZM213 222H214V221H213ZM219 222H220V220H219ZM251 222H252V221H251ZM253 222H254V221H253ZM263 222H264V221H263ZM263 222L261 223V225L257 222V223L261 226V228H260V226H258V227L260 228V230L258 229L260 232H261L262 229H263L262 231H264V227L262 228V224H263ZM101 223H100V225H101ZM104 223H106V222H104ZM104 223H103V224H104ZM107 223H108V222H107ZM113 223H114V222H113ZM155 223H156V222H155ZM208 223H207V224H208ZM222 223H224V224H222ZM145 224H146V223H145ZM182 224H185V223L182 222ZM189 224H190V223H189ZM193 224H194V223H193ZM193 224H192V225H193ZM199 224H200V223H199ZM252 224L254 225V224H256V223H252ZM252 224H251V226H252ZM72 225H73V224H72ZM100 225H98V226H100ZM106 225H108V224H106ZM123 225H124V223H123ZM148 225H149V223H148ZM170 225H171V224H170ZM175 225H177V223H176V224L174 223V226L171 225V227L174 228ZM178 225H179V223H178ZM178 225H177V226H178ZM204 225H205V224H204ZM204 225H203V226H204ZM263 225H264V224H263ZM64 226H65V225H64ZM88 226H89V225H88ZM101 226H102V225H101ZM104 226H105V224H104L102 227H104ZM113 226H117V223H116V224L114 223ZM119 226H121V224H120V225L118 224V227H119ZM125 226H126V225H125ZM125 226H122V227H123V232H124V230H126ZM149 226H150V225H149ZM153 226H154V225H153ZM156 226H157V225H156ZM186 226H187V223L185 224V230H186V228H187V230H188V227H189V226H187V227H186ZM194 226H195V225H194ZM255 226H257V225H255ZM75 227H76V225H75ZM75 227H74V228H75ZM109 227H111V226H109ZM133 227H134V229H136L135 226H133ZM133 227H132V228H133ZM143 227H146V226L144 225ZM154 227H155V226H154ZM157 227H158V226H157ZM157 227H156V228H157ZM171 227H169V229H170ZM179 227H181V224H180ZM182 227H183V226H182ZM192 227H193V226H192ZM192 227H191V228H192ZM199 227H200V226H199ZM113 228L115 229V227H113ZM127 228H128V227H127ZM147 228H149V227H147ZM147 228L145 229L146 231H147ZM151 228L153 229V227H151ZM156 228H154V229H156ZM160 228H159V229H160ZM167 228H165V229H163V230L165 231ZM79 229H80V228H79ZM101 229H102V228H100V230H101ZM117 229H118V228H117ZM161 229H160V230H161ZM174 229H175V228H174ZM251 229H252V228H251ZM251 229L249 230V232L251 231ZM2 230H3V229H2ZM29 230H30V229H29ZM136 230H138V228H137ZM142 230H143V229H142ZM150 230H151V229H150ZM163 230H161V231H162V234L164 233ZM172 230H173V229H172ZM181 230H182V228H181ZM190 230H191V229H189V231H187V232H190ZM192 230H193V229H192ZM80 231H82V230L80 229ZM117 231H118V234H117V232H115V231H113V232H114V234L116 233L117 235H119V234H120L119 231H122V230H121V229H118ZM129 231H131V230L129 229ZM133 231H134V230H133ZM146 231H145V232H146ZM152 231H154V230H152ZM175 231H176V230H175ZM175 231H173V232L175 233ZM195 231H196V230H195ZM253 231H255V229H254ZM256 231H257V228H256ZM7 232H8V231H7ZM88 232H89V231H88ZM157 232H158V230H157ZM159 232H160V231H159ZM181 232H182V231H181ZM187 232H185V233H187ZM197 232H199V231H197ZM125 233H126V232H125ZM130 233H131V232H130ZM151 233H152V232H151ZM154 233H155V235H156V231L153 232V236H152L153 238L156 239L157 237H159V236L154 237ZM182 233H183V232H182ZM194 233H195V232H194ZM250 233H251V232H250ZM250 233H249V235H250ZM253 233H254V232H253ZM2 234H3V233H2ZM99 234H100V233H99ZM122 234H124V233H122ZM132 234H133V233H132ZM145 234H146V235L148 234V237H151V236H149V233H145ZM157 234H159V233H157ZM176 234H177V233H176ZM260 234H261V233H260ZM260 234H258V237H255V236H253V237H255V238H259V237H260ZM6 235H7V234H6ZM6 235H5V236H6ZM111 235H112V234H111ZM120 235H121V234H120ZM120 235H119V236H120ZM125 235H127V234H125ZM125 235H124V236H125ZM137 235H138V234H137ZM146 235H145V236H146ZM179 235H180V234H179ZM197 235H198V234H197ZM230 235H229V236H230ZM249 235H248V236H249ZM262 235H264V233L261 234V239L259 238L260 241H261L262 239L264 240V236H263V238H262ZM70 236H72V235H70ZM119 236H118V238H119ZM124 236H123V237H124ZM165 236H166V235H165ZM165 236H164V237H165ZM183 236H184V235H183ZM187 236H189V235H187ZM199 236H201V234H200ZM202 236H201V237H202ZM86 237H87V236H86ZM120 237H121V236H120ZM131 237H132V236H131ZM136 237H137V236H136ZM189 237H190V236H189ZM191 237H192V236H191ZM191 237H190V239H191ZM128 238H129V236H128ZM128 238L126 237V240H127ZM159 238H160V241H157V242H158V244L161 246L160 242H161V238H163V237H161V234H160V237H159ZM184 238H185V237H184ZM186 238H187V237H186ZM231 238H232V237H231ZM119 239H120V238H119ZM119 239H118V240H119ZM121 239H122V241H123V239H125V238H121ZM134 239H135V238H134ZM134 239H133V240H134ZM137 239H138V238H137ZM155 239H154V240H155ZM164 239H165V238H164ZM195 239H196V238H195ZM249 239H251V238H249ZM156 240H159V239H156ZM259 240H258V241H259ZM119 241H120V240H119ZM119 241H118V242H119ZM122 241H121V242H122ZM148 241H149V240H148ZM162 241L164 242L165 240L162 239ZM187 241H188V240H187ZM192 241H193V240H191V242H192ZM220 241H222V242L220 243V244L222 245V248H221V246H220V244H219ZM255 241H256V240H255ZM157 242H155L156 245H155V244H154V245L156 246V248H159L160 246L157 244ZM163 242H161V243H163ZM205 242H206V240H205ZM216 242H218V245H219V246L216 244ZM225 242H224V243H225ZM248 242H249V241H248ZM256 242H257V241H256ZM263 242H264V241H263ZM263 242H262V243H263ZM123 243H125V242H123ZM130 243H132V244H131L132 246L135 245V244H133L134 242H130ZM165 243H166V242H165ZM193 243H194V242H193ZM193 243H192V244H193ZM197 243H198V241L196 242V244H197ZM202 243H203V242H202ZM206 243H207V242H206ZM250 243H251V241H250ZM259 243H260V242H259ZM259 243H258V244H259ZM126 244H127V243H126ZM128 244H129V243H128ZM136 244H137V243H136ZM163 244H164V243H163ZM189 244H191V243H189ZM192 244H191V245H192ZM231 244H232V243H231ZM237 244H236V245H237ZM247 244H248V243H247ZM256 244H257V243H256ZM157 245H158V247H157ZM200 245H202V244H199V246H200ZM215 245H216L218 248H217ZM227 245H228V244H227ZM252 245H253V243H252ZM252 245H250V246L253 247ZM259 245H260V244H259ZM263 245H264V244H263ZM263 245H261V246H263ZM132 246H131V247H132ZM140 246H141V245H140ZM181 246H182V245H181ZM232 246H233V244H232ZM245 246H246V244H245ZM250 246H249V248H250ZM7 247H8V246H7ZM165 247H166V245H165ZM165 247H164V248H165ZM182 247H183V246H182ZM197 247H198V245H197ZM208 247H209V246H208ZM210 247L208 248V250H210ZM236 247H237V246H236ZM242 247H243V246H242ZM247 247H248V246H247ZM258 247H260V246H258ZM258 247H255V248L257 249ZM4 248H5V247H4ZM102 248H103V247H102ZM128 248H129V247H128ZM133 248H136V246H135V247H132V248H130V249H133ZM154 248H155V247H154ZM186 248H187V247H186ZM245 248H246V247H245ZM255 248H254V249H255ZM140 249H141V248H140ZM140 249L138 250V246H137V248L135 249V251H137V252L140 253ZM159 249H160V251H161V247H160ZM165 249H167V248H165ZM184 249H185V248H184ZM184 249H183V250H184ZM251 249H252V248H251ZM185 250H186V249H185ZM198 250H199V249H198ZM240 250H241V249H240ZM252 250H253V249H252ZM133 251H134V250H133ZM186 251H188V250H186ZM255 251H256V250H255ZM137 252H136L135 254H136V256L138 257ZM156 252H157V251H156ZM188 252H189V251H188ZM207 252H208V251H207ZM225 252H226V251H225ZM252 252H253V251H252ZM261 252H263V251H260V253H261ZM130 253H131V252H130ZM183 253H184V252H183ZM209 253H210V252H209ZM221 253H220V254H221ZM135 254H134L133 256H135ZM147 254H148V253H147ZM153 254H155L154 251H153L152 255H148L150 259L153 258V257H152V258L150 257V256H154ZM160 254H161V253H160ZM200 254H201V252H200ZM203 254L207 257V255H206L205 253H203ZM217 254H219V253H217ZM226 254H227V253H226ZM254 254H256V253H254ZM258 254H259V252H258ZM122 255L124 256V254H122ZM155 255L157 256V254H155ZM204 255H203V256H204ZM256 255H257V254H256ZM146 256H147V255H146ZM172 256H173V255H172ZM176 256H177V255H176ZM198 256H200V255H198ZM212 256H213V255H212ZM212 256H211V257H212ZM218 256H219V255H218ZM263 256H264V255H263ZM107 257H108V256H107ZM129 257H130V256H129ZM206 257H204V258H206ZM208 257H210V256H208ZM211 257H210V258H211ZM222 257H223V256H222ZM122 258H123V257H122ZM146 258H147V257H146ZM155 258H157V257H155ZM195 258H196V257H195ZM197 258H198V257H197ZM201 258H202V257H201ZM201 258H200V259H201ZM220 258H221V257H220ZM225 258H226V257H225ZM140 259H141V258H140ZM147 259H148V258H147ZM147 259H146V260H147ZM150 259H149V260H150ZM153 259H154V258H153ZM153 259H152V260H153ZM158 259H159V258H158ZM158 259H157V260H158ZM152 260H150V261H152ZM178 260H179V259H178ZM221 260H222V259H221ZM262 260H263V259H262ZM109 261H110V260H109ZM153 261H155V259H154ZM147 262H149V261L147 260V261L144 262V263H145V264H148ZM156 262H157V261H156ZM205 262H206V261H205ZM214 262H215V261H214ZM229 262H230V261H229ZM144 263H143V264H144ZM152 263H153V262H152ZM161 263H163V262H161ZM192 263H193V262H192ZM207 263H208V262H207ZM233 263H234V262H233ZM248 263L251 264V263H252V260H247V261H245V260H244V261H243V260H239V261H237V262L234 263V264H248ZM257 263H258V262H257ZM114 264H115V263H114ZM154 264H155V263H154ZM165 264H167V263L165 262ZM190 264H191V263H190ZM261 264H263V262H262Z\"/></svg>",
  "mask_w": 264,
  "mask_h": 264
}]
</instances>
